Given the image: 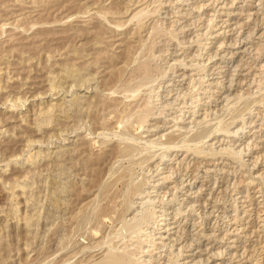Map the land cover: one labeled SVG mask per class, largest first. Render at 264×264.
Listing matches in <instances>:
<instances>
[{"label":"rangeland","instance_id":"obj_1","mask_svg":"<svg viewBox=\"0 0 264 264\" xmlns=\"http://www.w3.org/2000/svg\"><path fill=\"white\" fill-rule=\"evenodd\" d=\"M159 1L160 3H158ZM161 1L162 0H143V1L142 0H0V264H32L33 262H34L33 264H41V262L42 264H47V263L57 264L60 261L61 263L59 264H62L63 262H64L63 264H73L74 262H75L74 264H79V263L86 264L91 260L97 259L99 257L98 254L100 253L101 255L103 253L108 242L110 243L113 242L114 244H117V241H118L119 244L117 245H121L123 244L122 242L126 243L127 241V243L129 244V247L134 248L135 243L133 242H135V240L139 238L141 241L143 239V241L141 242L142 252H137L138 253L137 255H140V257H142L141 258L142 264H165V263L166 264H175V263L177 264H188V263L189 264H192V263L194 264H199V263L200 264L202 263L203 264H251V263L252 264H264L263 262L264 261L263 259L264 258V231H263L264 230L263 228L264 227V219H263L264 216H262L264 214L263 213L264 212V201H263L264 193L262 194L260 192H257V188L260 186V183L262 184L260 187H262V190H264V154H263L264 153V102L263 101L264 100H262L261 98L259 99V101H261L262 103L256 101L258 100L256 97L263 98L264 96V93L262 94V91H263L262 88L264 87L263 86L264 85V0H228V1L226 0H179V1L178 0L177 1L176 0H164L163 2ZM140 4L141 5L143 4V5L141 6ZM139 7L141 8L142 12L146 11L147 9V11L144 12L147 15L141 12L142 13L141 15L142 17H141L140 13L138 14V12L140 11ZM137 8H139V11H137L138 10ZM105 9L109 11L107 14H106L107 11ZM100 11H103V12L99 13ZM104 11H105V14H103ZM135 12L137 13L134 14ZM97 13L100 15L102 14L101 16L103 15L105 16L101 18V16L98 15ZM132 13H133V18H132ZM71 15L74 17L72 18ZM136 16L138 18L140 17V21L142 20L143 22L142 21L140 22ZM65 18L68 20L66 21ZM63 21L64 23H62ZM120 22L121 24H119ZM137 22H140V23H137ZM153 22L156 25H154ZM33 23H36V24L35 26L33 25V28H32L31 24ZM41 24H44V25L42 26ZM159 24H161L160 27H158ZM137 25H141L140 28ZM151 25L154 27H152ZM30 26H31V29L28 28ZM38 26L42 28H38ZM150 26L151 28H154L153 30L156 33L159 30L160 34L161 33L162 34L161 35L158 34L159 32L157 34L154 33V31L150 29ZM162 26H164V29H162L163 28ZM169 27H171L172 29ZM251 29H253L252 30L253 32L251 31ZM161 30L164 31V33ZM169 31H170V34L168 33ZM172 33H173V36H172ZM138 40L140 41L141 44L143 43L142 45H140V47L142 46V48H140L137 45L139 43ZM144 40H146L147 43L150 42L149 45L145 42V46H144V42H143ZM227 43H230V44L227 45ZM133 44H135L138 47H135L136 48L135 49ZM130 45H132L133 48ZM129 47H131L133 51V54H131L132 57L130 56V53H132V51ZM148 47L150 50H152V53H154L155 56L154 54L149 52L150 50H148ZM127 48L130 50H128ZM138 48H140V50ZM255 48H257L256 49L257 52L259 51L258 53L255 51ZM142 49H145V50H142ZM138 51H141V52L137 53ZM134 52H135V55H134ZM148 52L151 54H149ZM143 53H145L144 54L145 56L146 55L148 56V57L146 56L148 59L142 56ZM137 54L138 55L141 54L140 55L141 57L138 56ZM127 56L132 60L133 66L130 63L131 60L130 59L128 60ZM134 56H135V59H134ZM144 58L147 61H151L149 64H151V67L155 69V70L153 69V72L151 73L152 75V78L150 77L151 80L149 79L147 82H145L147 83L146 88H144L146 84L143 83L141 84L143 88L141 87V85H139V87L137 86L138 88H140V90H138L136 87L135 90L132 91V93L131 91H128V92L125 91L128 94V97L126 93H125L126 95L122 94L124 93V91L120 90V88L118 89V86H116L114 89L112 88V86H114L113 83L116 82L117 80L123 83L121 80L122 78L125 77L124 75H126L127 73H131L130 76L126 75V77L129 76V78L127 77V79L129 80L130 78H132L131 77L133 76L132 69L134 68L137 62L138 63L141 62L139 59L143 61L145 60ZM136 59L138 61H136ZM124 60L126 61L128 60V61L124 62ZM154 60L156 61L154 62ZM152 61L154 65L156 66L153 65ZM123 62L124 64H127L128 62L130 63V64L128 63L129 64V67L127 66L128 68L125 67L126 72L124 70L120 71V69H118L123 64ZM124 64L121 66V68H124L123 66H126ZM167 68L170 70V72H168L169 70ZM248 68L250 69L248 70ZM116 69H118V72H122V73H120L121 75H119L120 79H117L118 78L117 76L115 79L112 78L113 80L117 79L116 81L112 82V80H110V77L115 73L116 75L119 74L116 71ZM158 69L161 71L159 72ZM162 70H164L165 72ZM154 71L157 72L158 74L155 73ZM162 72H164L165 76L163 75ZM160 76L162 79L160 78ZM200 76L202 77V79ZM126 77L125 79H123V81L125 80L127 81ZM154 77H156L158 80H156V78ZM154 79H155V82H154ZM189 80L192 82H190ZM195 80L198 82L196 83ZM118 81H117V84H119ZM167 82L168 83L170 82V84H167ZM201 83H203V85ZM258 83L260 84L262 83V86ZM105 84L106 85L109 84V85L104 86ZM160 84H162V86ZM148 86H150L151 89ZM159 87L161 88V90ZM187 89L191 91L193 90V91L192 92L190 91L189 93ZM205 89L206 90L208 89V91H206ZM216 89L217 90L220 89V90L217 91ZM246 89H248L247 90L248 92L246 91ZM109 90H111V93H112V90H114L113 93H116L115 96L113 93L111 94L113 95L114 99L116 97V102H118V99L121 98L120 97L121 94L126 97L122 96V99H119L120 102L118 104L115 101H113L114 100L113 97H111L110 93H108ZM194 90H195V93H194ZM238 90H239V94H238ZM139 91H142L143 94L141 92L139 93ZM148 91L152 93L150 94ZM240 91L242 92L240 93ZM106 92H107V95H105ZM249 92L252 94V97L255 96L256 100H254L255 99L254 97L251 98V95ZM255 92L256 93L259 92V93L253 95V93ZM137 93L139 95H137ZM183 93L185 94L186 99L184 98ZM232 93L234 94L232 95ZM243 93L246 95L249 93L248 94L249 96L248 95L247 96L250 99L247 98L246 95L243 96ZM108 94H109V97H108ZM129 94L130 95L135 94V95H133L134 97H132V96H129ZM177 95L182 96V97H179V96L177 97ZM205 95L207 96V98ZM209 95H211V97ZM234 95L238 97L239 96L242 97L243 98L242 101L247 100V103L246 101L240 102L242 98L241 99L239 98L240 100L238 101L237 100L238 98L236 99ZM105 96H107L110 99H108ZM153 96L156 99L152 98ZM245 96H246V99L244 100ZM174 97L175 98L177 97V98L175 99ZM196 97H200V98L197 99ZM230 97L231 98L233 97L231 101H229ZM124 98L126 100L125 102L131 100L128 102L129 105L127 103H124ZM145 98H147L146 101L151 99L150 102L148 101L149 105L152 108L151 112L149 113L150 116L148 115L149 118L147 117L148 120L146 119L145 122L142 124L134 122L135 125L133 126V123H132L133 119L130 118L131 121L128 120L127 124L126 123L123 124L124 122L122 121L123 119L122 117L124 118L126 117V115H124L125 112L128 111L127 112L128 114L127 113L126 114L129 115L133 111L132 109L135 108L136 103H137L136 105L138 106L141 104H144L143 101H145ZM195 98L197 100H195ZM218 98H221V99H218ZM191 99L195 101H192ZM227 99H229L228 100L229 102L226 101L227 102L226 103L225 100ZM233 99H235L234 101H237L238 105L236 102H232ZM121 100H122V103H124V105L121 103ZM223 100H224V103H222ZM253 100L255 103L253 102ZM151 101L154 105L151 103ZM173 101L174 102L178 101L179 103L177 102L178 104L177 103L175 104L173 103ZM180 101L181 103L183 101L182 105H180ZM165 102H166V106H165ZM170 102L172 104V105L169 104L171 107L167 105V103H170ZM243 103L245 105L249 103V105H247L248 108H246L245 111H243L245 109V105H243ZM222 104H227V106H230V109L229 107L228 109L231 110L230 112L231 114L227 113L229 110L227 111L225 107L226 105H224V108H223ZM234 104H235V108H236V105L239 107V108L238 107L236 108L238 110L234 108V112L235 110L237 112L240 111V114L235 112V117H233L234 113H232ZM107 105H110V106L108 107ZM125 105H127L129 108L126 106V108H124V111H123V107H125ZM153 108H155V111ZM192 108L195 110L193 111ZM221 108L222 110H224V112L221 110ZM218 109L222 112V113H218L219 114L218 116H220L222 119V116L224 114L225 116H223V119L227 118L226 120L229 123L228 125L224 126L225 124H227L226 120H224L226 123L221 122L223 124V128H222V124L220 123V127L218 126L219 130L217 129V132H216L217 125L215 126L216 124L215 121L217 120L221 121V119L216 115L217 112L219 111ZM119 110L120 111L122 110L121 111L123 112L122 115H120L121 112ZM179 110H181L182 112ZM241 110L243 111V113ZM212 111H213V114H212ZM112 112L113 113L115 112L114 114L116 115L118 114V112L120 113L117 115L118 117H116L115 115L113 116L110 115L112 114ZM205 112L206 114L203 115L205 116L203 118L202 114H204ZM207 113L209 114L210 117H206L208 116ZM171 114L173 115L171 116ZM226 115L228 117L230 115H233L230 118L231 121L228 120L229 118ZM119 117H121L120 118L121 120L119 119ZM260 117L263 119H261ZM102 118H105V119L107 118V119L103 120ZM116 118H118L117 119V121L119 120L118 122L122 121V123L121 122L120 123L123 125H126L127 127L122 126V125L120 126V124L117 123V121L115 120ZM183 118L185 121L183 120ZM205 118L207 120L211 118V120L210 119L209 120L212 121V124L214 123L213 124L214 126L208 125L209 120H208V123H207V120L206 122L202 121V119L205 120ZM234 118L235 119L238 118V119L235 120ZM101 119L103 120V122L104 121L106 122L102 123ZM198 119H199V122L197 121ZM173 120H175L176 123ZM148 121L150 122L152 126L149 123H148L149 125L147 124ZM173 122L175 124H173ZM203 122H204V125L206 123L207 124L204 126ZM232 122L233 123L235 122L236 124L234 123L231 125ZM105 124L108 125L109 127L112 125L109 128L110 130L105 126L103 127V125ZM154 124L158 128L156 126L153 127ZM211 126H212V130H211ZM132 127H134L135 131ZM176 127L177 129L179 127L181 131H183L184 129L185 131H183L182 133H186L187 132L186 128L189 127L188 128L189 130L186 134L187 135L191 134L189 136H192L191 138H193L194 140L196 139L194 137H197L201 130H204V131H201L202 132L201 135L197 137L199 138L198 140L189 142L188 140L189 137H187L186 134L185 135L182 133L178 134L179 131H177ZM199 127H200V130L199 129L197 130V128ZM203 127L205 129H201ZM213 127H215V130H213L214 129ZM225 127H228V128L224 129ZM237 127L239 129H237ZM119 128L123 130L121 131ZM131 128L133 129V131ZM172 128H174L175 131H177V134L176 132L174 133V131L172 132V130H174ZM112 129H116L117 130L116 132L119 131L118 132L119 136H118V133H115V130H112ZM130 129L131 131H128ZM165 129H168L170 133L171 132L174 133L173 135H182L183 137L186 136L187 138H185V141L187 140L186 143H188L189 146L187 144L185 145V143L184 144L182 143L184 142V138H183L181 140L182 142H178V143H182L181 145L182 146L184 145L183 147L185 148H183L180 144L177 147H175V145L177 144H174V148L172 147L169 148L170 145L168 146L167 144H170L171 141L166 140L165 137L167 136V134L169 136L172 134H169L168 130H165ZM223 129L227 130L228 132H225ZM255 129L258 130L259 132L256 131ZM105 130L110 131L109 133H111L112 131L113 134L112 133L109 134ZM148 130L152 132H149ZM190 130L192 131L195 130L194 132L195 133L197 132L196 136L195 134L193 136L192 134L193 132L191 131L190 133ZM222 130L225 133L222 132ZM138 131H140L139 135L138 133H135ZM212 131L213 132L215 131V132L213 133ZM162 132L167 133V134L166 136H164L165 140H161L160 142L159 138H163V135H164ZM203 132L205 135H203ZM206 132L208 133L212 132V133H209L210 134L209 136V135H206ZM135 134H137L139 138L135 136ZM128 135H129V138H128ZM169 136H167V138ZM203 136L205 137L208 136V137H206L205 139ZM227 136L229 137V139ZM130 137L132 138V140H130L131 139ZM201 137H203L204 140L201 139ZM105 138L107 142L103 141L105 140ZM157 138L159 139V141L157 140L156 142H153ZM108 139L110 142H108ZM150 139L152 140V143ZM226 139L228 141H226ZM113 140L122 141V144L121 142L119 143L117 141L120 145L130 142V144L132 145L131 150L130 152L126 154V156H124V159H126L125 157H127L129 161L131 162H129L128 159L124 160L123 158H119L121 156L117 158L115 155H113L115 158L111 156V154H114V152L111 153L112 149L113 151H115L116 150L115 148L118 147V144H116L117 146H114L115 144ZM138 140L142 142V144L144 141V145L148 143L147 144L148 146H143L141 143H138L139 142ZM201 140H202V143H201ZM248 140L249 142H247ZM164 142H168V143L164 144ZM193 142H195L196 145L198 143L197 147L196 146L192 147L194 144ZM154 143H158V144H155L156 147ZM159 143H161V145ZM173 143L174 142L171 143V146H173ZM225 143H227L228 145L227 144L225 145ZM140 144L142 146H140ZM231 144H233L234 146H232ZM249 144H251V146ZM257 144H259L258 148L256 147ZM151 145L154 146L155 149ZM162 145H165V146H162ZM161 146L164 149L160 148ZM186 146L188 147L187 149L189 150L191 148V151L186 150ZM223 146L226 149L225 151H224ZM133 147L135 148V150L137 149V151H134ZM146 147L149 148L148 149L149 152L150 150H152L151 153L152 155L154 154L153 157H157V158H152L151 153L149 154ZM221 147L223 149L222 151H221ZM247 147L248 148L250 147L251 149L250 148L248 149ZM152 148L155 151H153ZM196 148H197V151L198 150L200 151V149L201 150L203 149L202 150L203 152L201 151V153L198 151L201 155H199V153L196 151ZM109 149H111L110 152H109ZM210 149L214 151L210 152L209 151ZM192 150H194L193 151L194 153L195 152L197 153L195 154L192 153ZM73 151L74 153H72ZM156 151L158 152L162 151V153L165 152L163 156H161L162 155L161 152L160 153L157 152L161 160L157 156ZM204 151H206L207 153ZM215 151L217 153L213 154L215 153ZM230 151L234 152L235 154ZM236 151H238L237 153H240L241 155L236 154ZM93 152L99 153V155L101 156H99L98 154H94ZM108 152L111 154H109ZM131 152H133L134 155H132ZM224 153L228 154L229 157L231 156L232 157L228 158L227 155H225ZM229 153L234 154V156L232 154L230 155ZM88 154L90 155V157L92 155L91 159L88 156ZM202 154H203V157H202ZM210 154H213V156ZM97 155H98V158H95V156L97 157ZM131 155L133 156V160L135 159L134 161L132 160ZM143 155L149 160L143 159L142 157ZM146 155L148 156L151 155V156L147 157ZM129 156L131 157V160ZM164 156H165V159L162 158ZM113 158L115 159V164L113 162L114 160ZM93 159L94 160L96 159L95 160L96 163ZM116 159H119L118 162H120V164L116 163L117 162ZM178 160L179 161L181 160V162H179ZM86 161L88 162V164L85 163ZM111 161H112L111 164L115 166L116 165L120 166L122 163L124 167L122 165L120 167L126 169L127 170V171L125 170L126 173L122 171L123 170L122 168H121V171H119L120 167L117 168L118 166H116L115 169L117 168L119 170L117 171V169L116 170L114 169V171L112 172L114 167L111 164H110V167L108 166L109 162ZM140 162L144 164V167L141 166L142 164H140ZM154 162L156 165L154 164ZM130 164L132 165V167L129 168ZM198 164H199V167L197 166ZM215 166L217 167L218 170L216 169ZM192 168H193V172H192ZM214 168L216 170H214ZM109 169H112V170H109ZM131 169L133 170L131 171ZM207 169L209 170L207 171ZM227 169L229 171H227ZM99 170H100V173H99ZM106 170L109 172L107 173ZM103 171H105L107 174ZM115 171L117 172L113 174L114 176H112V179L111 178L109 179V177H111L112 175L111 173H114ZM121 172H124L125 175H127L128 173L127 176L130 177L131 181H129L130 180L129 178L128 179L126 178L127 176H125L124 173L122 175ZM134 172L137 174H135ZM139 172L140 173L143 172L142 174L145 177L143 175H142L143 177L140 176ZM150 172L152 174H150ZM107 175L109 176L107 177ZM115 175H116V179H117V176L118 178L120 177L117 181L118 184L116 182V179H114L115 181H113V178H115ZM147 175L150 176V178L151 177H154V178H151L152 179L151 180L149 177H147ZM98 176L100 179L97 178ZM104 176H106L107 179L110 180L109 183L111 182L112 184V186L110 187L112 190V191L110 190L111 193L116 192L115 194L118 195L117 193H119L120 189L122 188L121 192L119 193L120 196L118 195L119 198L115 195L114 196L112 195L113 197L110 195L109 196L107 195L108 200H109L108 202V200L106 199V196L102 195L101 194L102 192L99 193V188L95 187L99 185L98 183L96 184V181L98 180L99 183L102 182L103 180L105 182L108 181L106 180ZM121 176H123L122 179H121ZM162 176L165 177V180L162 178ZM250 176H251V180L250 178H248ZM135 177H137V179L139 178L138 181L136 180ZM146 177L148 179H146ZM125 178H126V181H129L128 184L127 182L126 183L121 182L123 183V185H120V181L125 180ZM180 178H183V179H180ZM252 179L254 180L252 181ZM135 180H136L135 183H137V185L139 184L138 182H141L142 180H144L141 182L139 186L140 188L139 187H138L139 189L137 188L140 191L136 189L137 186L133 182ZM149 180L151 181V183ZM112 181L116 182V184H113ZM143 182H146V183L144 184ZM155 184L158 186L156 187ZM85 186H86V189L84 188ZM125 186L129 187L127 188L128 190L125 188ZM134 186H136L135 189L138 192L134 190L133 188ZM114 187L118 189L119 191L118 190L116 191ZM77 189H81V190L79 191ZM142 189H144L143 192H142ZM224 189L226 190L224 191ZM123 190L125 193L127 192V195L129 194L130 196L131 194L130 196L131 199H129L130 197H128L129 201H126L127 199L123 200V198L125 199V196L127 198V195L123 193ZM129 191H132V192L129 193ZM133 191L135 194L136 193L137 194L136 196L134 195L132 197ZM151 191L152 192L154 191V193H151ZM75 192L77 194H75ZM150 193H151V196H149ZM247 193L249 194L252 200L251 199L250 201L248 200V198L246 197ZM142 194L143 195L145 194V195L142 196ZM137 195H140V197H138ZM96 196L99 199L102 196L101 197L102 200L100 199L101 202H103L104 197H105V200L107 201V204H106V201H105V204L107 206L103 204L104 202L102 203V206L104 205V207L105 206L108 207V203H109L108 209L110 210L111 213L107 211L104 214H106V216L108 217L110 213L111 214L110 216L113 218L114 221H111L112 218L109 219L110 216L108 218L107 217L105 218L104 214H102L103 215L102 216L100 214L98 215V212H95L96 210L98 211L99 209L98 206L101 205L100 200L97 199ZM154 196L158 198L157 199L154 198L152 200ZM170 196L171 198H169ZM89 198L91 199L89 200ZM116 198L118 200L115 201ZM150 198H151V201H150ZM160 198L161 200H159ZM96 199L99 200L97 202L99 205L96 203L97 201ZM218 199L220 200L218 201ZM91 200H94L95 202L93 201L92 203ZM122 200L125 202H123ZM131 200L132 201L134 200L135 203L132 202ZM135 200L136 201L140 200V201L136 202ZM144 200H146V202ZM90 201L92 204L90 203ZM142 201H143V206L140 205ZM152 201L154 204L150 203ZM84 202L85 204H83ZM113 202L114 203L116 202V203L114 204ZM121 202L125 204L123 205ZM119 203L122 204V206H120ZM129 203H132V204H129ZM144 203H147V207H148V208L146 207V211H145L146 213L145 216L147 215L146 217H144V214H143V211H144L143 209L146 206V204ZM148 203L150 205L151 204L153 205L149 206ZM202 203H204V205ZM93 204H95V206ZM127 204L130 205L131 209L129 208ZM79 205L81 207L82 205H85V209H87L86 207L88 208L91 207V209H88V210H91L92 214L88 210L86 213L85 209L83 208V211H81L82 215H80L81 216L80 218L86 219L84 221H87L88 218H84V216L88 213L93 215L94 219L96 220L95 223L93 222L94 221L93 216H91L90 214L86 216L87 217L89 216V219L90 218L93 219V220L91 219L92 221L90 222V225L91 226L95 225V226H92V227H95V229L89 226L90 228L86 230L87 229L86 226L87 224L89 225L90 220L87 221L88 222L87 224H85V222H81L83 221V219H81L78 222L77 220H75V218L77 219L78 216L76 217L75 214L73 215V213H78V210H80L79 208H81L79 207ZM110 205L112 207H110ZM249 205L252 206L253 208L250 207ZM116 206H119V208L120 207L122 208L123 206L124 208L125 206L127 207L126 209L118 208L119 211L128 210L127 212L123 211V213L121 211L122 213L121 216L118 215L122 219L120 217L118 218L116 214L117 211H111V210H117ZM254 207H256V209ZM152 208H153V211L155 212L152 211ZM245 208L246 209L250 208L249 209L251 210V213L249 211L250 217H248L246 214L248 212H243L244 210H246ZM257 208H261V209L257 210ZM92 209H95L94 212L97 213L99 218L95 216V214L92 212ZM139 209H140V212H138ZM147 210H149L150 214H147L149 213ZM174 210H175V213H174ZM112 212H115L114 214H116L115 217L117 218L113 216L114 214ZM129 212L131 214H128ZM157 213L160 215H158ZM151 214L153 215L150 217L151 219H149V216ZM72 215L73 217L75 216L73 219L71 218V221L74 222L73 225L75 224V229L73 226H71L72 222L69 219V217H71ZM156 215L160 217L158 218ZM255 215H258V216L256 217ZM132 216L134 217V219H136L135 220L136 223L146 221L145 223L143 222L144 224L140 223L139 225H136V227L137 228L140 227L141 224L143 227L144 225L145 226L147 225L146 227L150 229L148 230V234H147V229L145 228L144 230L143 227H140L141 231L140 229L137 230L140 232L139 234L137 233L136 230H134V232L133 231L130 232L129 230L128 232L126 231V229H123L122 227H120L122 225L123 220L127 221L128 219H132L130 218ZM153 216L157 218H154ZM95 217L99 219L100 223L99 222L98 223H99L100 229L97 227L98 225L96 226L98 219H96ZM136 217L139 219H137ZM233 217L235 221L231 220L233 219ZM236 218H238L239 220ZM118 219H121V220H118ZM153 220H156V221H153ZM75 222L80 223L81 225L84 223L83 225L85 226V228L83 225L82 227L80 226V224H78L80 228L79 230ZM92 222L94 224H92ZM102 222H103V225L104 223L106 224L105 225L106 228L103 227V225L101 224ZM151 222H153V224ZM258 222L261 225L262 224L263 225L261 226ZM52 223H54L56 226ZM154 224L158 226L159 228L156 227ZM244 225H245V228L243 230ZM151 226H155V227H151ZM108 227H111L110 230H107L109 229ZM118 227H120V229ZM177 227L179 229H177ZM72 228L73 230L77 229L78 231H81V230H85L86 232L88 231L87 232L88 234L86 233L87 235L90 234L92 236L93 235H97V236H94L92 238V236L90 235L87 236L84 231L77 232L76 230L77 232L76 233L75 231L72 230ZM256 228L258 229L256 230ZM67 229L68 231L72 230L73 233L70 232V234H67L68 233V231L66 232ZM114 229H116V231ZM142 229L144 230L143 232H142ZM119 230H122V231L124 230L125 232L121 233V231ZM233 231L235 232L233 233ZM74 232L76 234V238H75V235H73V237L71 238V235L74 234ZM100 232L103 234H101ZM112 232L115 235H113ZM132 232H133V235H130L132 234ZM80 233L81 235L78 236V234ZM116 233H118L119 237L123 238V240L119 239ZM156 233L157 234L159 233L160 235L159 234L157 235ZM64 234L69 235L68 237L70 238H68ZM83 234H85L86 237ZM98 234L100 235V238ZM105 234L107 235L108 240L110 239V241H108L107 238H105L106 236ZM121 234H124V235H122L121 237ZM127 234H128V237H127ZM144 234L146 237L144 236ZM161 235L162 237L160 238ZM101 236H103L102 239H101ZM257 236H259L260 238L259 237L257 238ZM62 237L64 239L65 237H67L69 241L64 240ZM87 237H90V238H87ZM149 238L151 240H149ZM70 239L73 241H71ZM98 239H100V241H104L106 239L108 242L105 240L101 244L100 242H98L99 241ZM59 240L63 241L65 245L66 243H68L69 246H71V242H72L73 243V245L71 246L72 248L69 246L68 247L64 246V244L61 243ZM132 240H133L132 243L134 245L131 243ZM95 241H97L99 244L97 245V242ZM92 243H93V246H92ZM147 243H149L150 245ZM60 244H62L65 247L63 248L64 251L60 249L61 247H63V246L60 247L59 246ZM153 244L154 246L152 248L151 245ZM84 245L86 246L84 247ZM90 245H91V249H90ZM145 245L148 248H146ZM87 247H88V250H87ZM96 247L98 249L100 248V250L96 251L97 249ZM144 247L147 249L146 251H148L149 253L145 252ZM243 248L244 249L246 248V251ZM258 248L262 250L260 249L258 250ZM258 251H261V252H258ZM70 252H74V254L73 253L71 254L73 256L70 255ZM240 252L244 254H241ZM47 253L48 255L50 254L49 255L50 257L47 255ZM75 253L76 254L78 253L79 255H76ZM45 254L47 255L46 257H45ZM66 254L70 255L69 256L70 259L68 256H67L68 259L67 257H65V261H66L65 262L64 256H66ZM230 254H232V256ZM254 254H257V255H254ZM92 256H95V257H92ZM40 257H44L43 260L46 259L44 263H43V260H41L42 258L39 259ZM52 258L54 260H52ZM84 259L85 260L88 259V260L84 262ZM67 260H69V262ZM148 260H151V261L153 260V262L151 261L149 262ZM199 260L201 262H199ZM53 261H56V262H53ZM252 261L253 262L255 261V262L253 263Z\"/></svg>","mask_w":264,"mask_h":264},{"label":"bare ground","instance_id":"obj_2","mask_svg":"<svg viewBox=\"0 0 264 264\" xmlns=\"http://www.w3.org/2000/svg\"><path fill=\"white\" fill-rule=\"evenodd\" d=\"M142 1H143V0H142ZM163 1H164V0H162L161 2H163ZM176 1H177V0H176ZM178 1H179V0H178ZM226 1H228V0H226ZM181 2H183V1H181ZM158 3H160V1H159ZM171 3H172V2H171ZM173 3H174V2H173ZM176 3H178V2H176ZM134 4H135V2H134ZM134 4H132V5H134ZM144 4H145V3H144ZM161 4H162V3H161ZM229 4H230V3H229ZM231 4H232V3H231ZM140 5H141V4H140ZM142 5H143V4H142ZM142 5H141V6H142ZM146 6H147V5H146ZM158 6H159V5H158ZM160 7H161V6H160ZM176 7H177V6H176ZM226 7H227V6H226ZM139 8H140V7H139ZM139 8H137V9H138L137 11H139ZM156 8H157V7H156ZM142 9H144V8H142ZM161 9H162V8H161ZM168 9H169V8H168ZM105 10H106V9H105ZM135 10H136V9H135ZM165 10H166V9H165ZM106 11H107V10H106ZM131 11H132V10H131ZM146 11H147V9H146ZM146 11H143V12H142V10H141V8H140V11L138 12V14L140 13V16H141L142 13L145 14L144 12H146ZM151 11H152V10H151ZM155 11H156V10H155ZM174 11H175V10H174ZM40 12H41V11H40ZM101 12H103V11H100L99 13H101ZM108 12H109V11H107L106 14H107ZM126 12H127V11H126ZM133 12H134V10H133ZM141 12H142V13H141ZM153 12H154V11H153ZM153 12H151V13H153ZM83 13H84V12H83ZM136 13H137V12H135L134 14H136ZM168 13H169V12H168ZM223 13H225V12H223ZM239 13H240V12H239ZM97 14H98V13H97ZM103 14H105V11H104ZM130 14H131V13H130ZM158 14H159V13H158ZM176 14H177V13H176ZM98 15H100V14H98ZM98 15H97V16H98ZM101 15H102V14H101ZM101 15H100V16H101ZM145 15H147V14H145ZM145 15H144V16H145ZM240 15H241V14H240ZM248 15H249V14H248ZM250 15H251V14H250ZM71 16H72V15H71ZM71 16H70V18H71ZM85 16H86V15H85ZM100 16H99V17H100ZM103 16H105V15H103ZM103 16H101V18H102ZM129 16H130V15H129ZM134 16H135V15H134ZM73 17H74V16H72V18H73ZM79 17H80V16H79ZM136 17H137V16H136ZM141 17H142V16H141ZM70 18H69V19H70ZM132 18H133V13H132ZM155 18H156V17H155ZM65 19H66V18H65ZM130 19H131V18H130ZM130 19H129V20H130ZM135 19H136V18H135ZM137 19L140 21V17H139V18L137 17ZM67 20H68V19H66V21H67ZM221 20H222V19H221ZM60 21H62V20H60ZM127 21H128V20H127ZM141 21H142V20H141ZM141 21H140V22H141ZM160 21H161V20H160ZM173 21H174V20H173ZM31 22H32V21H31ZM117 22H118V21H117ZM140 22H137V23H140ZM142 22H143V21H142ZM157 22H158V21H157ZM174 22H175V21H174ZM42 23H43V22H42ZM62 23H64V21H63ZM155 23H156V21H155ZM224 23H225V22H224ZM35 24H36V23L31 24V25H32V28H33V25L35 26ZM37 24H38V23H37ZM44 24H46V23H44ZM44 24H41V25L43 26ZM119 24H121V22H120ZM153 24H154V22H153ZM29 25H30V24H29ZM115 25H116V24H115ZM122 25H123V24H122ZM154 25H156V24H154ZM160 25H161V24H159L158 27H160ZM234 25H235V24H234ZM116 26H117V25H116ZM120 26H121V25H120ZM120 26H119V27H120ZM137 26H139V28H140L141 25H137ZM142 26H143V25H142ZM151 26H152V25H151ZM151 26H150V29L153 30L154 28H151ZM164 26H165V25H164ZM164 26H162V27H163L162 29H164ZM144 27H145V26H144ZM152 27H154V26H152ZM155 27H156V26H155ZM28 28L31 29V26L28 27ZM34 28H35V27H34ZM38 28H42V27L38 26ZM116 28H117V27H116ZM156 28H157V27H156ZM169 28H171V27H169ZM159 29H161V28H159ZM165 29H166V28H165ZM171 29H172V28H171ZM234 29H235V28H234ZM258 29H259V28H258ZM156 30H157V29H156ZM221 30H222V29H221ZM252 30H253V29H251V31H252ZM27 31H28V30H27ZM153 31H154V30H153ZM153 31H152V32H153ZM161 31H162V30H161ZM167 31H168V30H167ZM233 31H234V30H233ZM152 32H151V33H152ZM158 32H159V30H158ZM158 32H157V33H158ZM162 32L164 33V31H162ZM252 32H253V31H252ZM154 33H156V32L154 31ZM157 33H156V34H157ZM168 33L170 34V31H169ZM221 33H222V32H221ZM249 33H250V32H249ZM158 34H160V32H159ZM161 34H162V33H161ZM161 34H160V35H161ZM214 34H215V33H214ZM252 34H253V33H252ZM149 35H150V34H149ZM154 35H155V34H154ZM225 35H226V34H225ZM155 36H156V35H155ZM172 36H173V33H172ZM236 38H237V37H236ZM240 38H241V37H240ZM140 39H141V38H140ZM153 39H154V38H153ZM153 39H152V40H153ZM222 39H223V38H222ZM142 40H143V39H142ZM146 40H147V39H146ZM146 40L143 41V42H144V46H145V42H146ZM240 40H241V39H240ZM243 40H244V39H243ZM136 41H137V40H136ZM138 41H139V40H138ZM234 41H235V40H234ZM234 41H233V42H234ZM141 42H142V41H141ZM225 42H226V41H225ZM139 43H140V41H139ZM139 43H138L137 45L140 47V45H142L143 43H142V44H141V43L139 44ZM146 43H147V42H146ZM149 43H150V42H149ZM149 43H147V44L149 45ZM152 44H153V43H152ZM228 44H230V43H227V45H228ZM237 44H238V43H237ZM257 44H258V43H257ZM133 45H134V48H135V47H138V46H136L135 44H133ZM153 45H154V44H153ZM153 45H152V46H153ZM225 45H226V44H225ZM231 45H232V44H231ZM233 45H234V44H233ZM130 46H132V45H130ZM146 46H147V45H146ZM150 46H151V45H150ZM221 46H222V45H221ZM246 46H247V45H246ZM230 47H231V46H230ZM248 47H249V46H248ZM129 48H130L131 51H132L133 46H132V48H131V47H129ZM140 48H142V46H141ZM140 48H138V49L140 50ZM144 48H145V47H144ZM152 48H153V47H152ZM244 48H245V47H244ZM262 48H263V47H262ZM127 49H128V48H127ZM130 49H128V50H130ZM135 49H136V48H135ZM145 49H146V48H145ZM145 49H142V50H145ZM248 49H249V48H248ZM256 49H257V48H255V51H256ZM148 50H150L149 47H148ZM155 50H156V49H155ZM242 50H243V49H242ZM125 51H126V50H125ZM153 51H154V50H153ZM127 52H128V51H127ZM139 52H141V51H138L137 53H139ZM146 52H147V51H146ZM146 52H145V53H146ZM149 52L152 53V50H150ZM149 52H148V53H149ZM256 52H257V51H256ZM258 52H259V51H258ZM258 52H257V53H258ZM129 53H130V52H129ZM129 53H128V55H129ZM145 53H143L142 56L146 57L147 55L145 56V55H144ZM151 53H149V54H151ZM160 53H161V52H160ZM254 53H255V52H254ZM257 53H256V55H257ZM260 53H261V52H260ZM131 54H133V51H132V53H130V56H131ZM141 54H142V53H141ZM141 54H139V55L137 54V55L140 56ZM146 54H147V53H146ZM152 54H154V53H152ZM158 54H159V53H158ZM162 54H163V53H162ZM223 54H224V53H223ZM126 55H127V54H126ZM134 55H135V52H134ZM156 55H157V54H156ZM166 55H167V54H166ZM240 55H241V54H240ZM152 56H153V55H152ZM154 56H155V54H154ZM158 56H159V55H158ZM160 56H161V55H160ZM220 56H221V55H220ZM127 57H128V56H127ZM131 57H132V56H131ZM136 57H137V56H136ZM140 57H141V56H140ZM147 57H148V56H147ZM147 57H146V58H147ZM76 58H77V57H76ZM156 58H158V57H156ZM159 58H160V57H159ZM221 58H222V57H221ZM257 58H258V57H257ZM70 59H71V58H70ZM125 59H127V58H125ZM129 59H130V58L128 57V60H129ZM134 59H135V56H134ZM141 59H143V58H141ZM141 59H139L141 62H139V63L137 62L138 64L136 63V65H135L134 68L132 69V71H133V72H132V73H133V76H131L132 78H130V79L128 80L127 77L129 78V76H130L131 73H127L126 75H129V76L126 77V75H124V76L126 77L127 81H126V80L123 81V79H125V77H124V78H122V80H121L123 83H121L120 81L117 80V79H120V76H119V75H121L120 73H122V72H118V69H120V71H121V70H122V71H123V70L125 71L126 68L129 67V64H130V63H131V65H132V60H131V59H130L131 62H130V63L128 62L129 64L127 63L128 65H127V64H124V62L126 61V60H124L123 64L126 65V66H123L124 68H121V66L123 65V64H122V65L120 66V68L116 69V71H117L119 74L116 75V73H115V74L112 75L113 77H112V76L110 77V80H112V82L117 80L118 83L120 84V85L117 84V81L114 82V83H113L114 86H112L113 89H114L116 86H118V89L120 88V90H123V91H124V93H122V94L126 95V94H127L126 92L131 91V93H132V91L135 90V88H136L137 86L139 87V85H141V84H143V83L146 84V86L143 85L144 88L147 87V83H145V82H147V81L150 79V77L152 78L151 73L153 72V69H154V68H152V67H151V64H149L151 61H147L145 58H144L145 60H143V61H142ZM147 59H148V58H147ZM151 59H153V58H151ZM128 60H127V61H128ZM159 60H160V59H159ZM127 61H126V62H127ZM136 61H138V60L136 59ZM155 61H156V60H154V62H155ZM157 61H158V60H157ZM176 61H177V60H176ZM179 61H180V60H179ZM88 62H89V61H88ZM163 62H164V61H163ZM242 62H243V61H242ZM85 63H86V62H85ZM133 63H135V62H133ZM152 63H153V61H152ZM176 63H177V62H176ZM180 63H181V62H180ZM239 63H240V62H239ZM246 63H247V62H246ZM155 64H156V63H155ZM73 65H74V64H73ZM131 65H130V66H131ZM153 65H154V63H153ZM170 65H171V64H170ZM174 65H175V64H174ZM237 65H238V63H237ZM82 66H83V65H82ZM82 66H81V67H82ZM127 66H128V67H127ZM132 66H133V65H132ZM154 66H156V65H154ZM154 66H153V67H154ZM158 66H159V65H158ZM160 66H161V65H160ZM258 66H259V65H258ZM125 67H126V68H125ZM170 67H171V66H170ZM212 67H213V66H212ZM225 67H226V66H225ZM240 67H241V66H240ZM248 67H249V66H248ZM250 67H251V66H250ZM78 68H79V67H78ZM131 68H132V67H131ZM156 68H157V67H156ZM171 68H172V67H171ZM173 68H174V67H173ZM235 68H236V67H235ZM129 69H130V68H129ZM167 69H168V68H167ZM210 69H212V68H210ZM244 69H245V68H244ZM249 69H250V68H248V70H249ZM252 69H253V68H252ZM260 69H261V68H260ZM70 70H71V69H70ZM73 70H74V69H73ZM154 70H155V69H154ZM158 70H159V69H158ZM168 70H169V69H168ZM173 70H174V69H173ZM204 70H205V69H204ZM219 70H220V69H219ZM116 71H114V72H116ZM156 71H157V70H156ZM160 71H161V70H159V72H160ZM162 71H164V70H162ZM205 71H206V70H205ZM251 71H252V70H251ZM254 71H255V70H254ZM125 72H126V71H125ZM125 72H123V73H125ZM130 72H131V71H130ZM154 72H155V71H154ZM164 72H165V71H164ZM164 72H162L163 75H164ZM166 72H167V70H166ZM168 72H170V70H169ZM71 73H72V72H71ZM155 73H157V72H155ZM208 73H209V72H208ZM211 73H212V72H211ZM217 73H218V72H217ZM234 73H235V72H234ZM247 73H248V72H247ZM68 74H69V73H68ZM157 74H158V73H157ZM165 74H166V73H165ZM168 74H169V73H168ZM173 74H174V73H173ZM177 74H178V73H177ZM181 74H182V73H181ZM185 74H186V73H185ZM114 75H115V76H114ZM159 75H161V74H159ZM166 75H167V74H166ZM221 75H223V74H221ZM229 75H230V74H229ZM232 75H233V74H232ZM250 75H251V74H250ZM252 75H253V74H252ZM117 76H118V78H117L116 80H113V79H112V78L115 79ZM154 76H155V74H154ZM164 76H165V75H164ZM203 76H204V75H203ZM212 76H213V75H212ZM217 76H218V75H217ZM68 77H69V76H68ZM200 77H201V76H200ZM200 77H199V78H200ZM230 77H231V76H230ZM230 77H228V78H230ZM249 77H250V76H249ZM154 78H156V77H154ZM157 78H158V76H157ZM157 78H156V80H158ZM160 78H161V76H160ZM183 78H184V76H183ZM216 78H217V77H216ZM219 78H220V77H219ZM228 78H227V79H228ZM231 78H232V77H231ZM246 78H247V77H246ZM81 79H83V78H81ZM161 79H162V78H161ZM163 79H165V78H163ZM166 79H167V78H166ZM168 79H169V78H168ZM187 79H188V78H187ZM192 79H193V78H192ZM201 79H202V77H201ZM79 80H80V79H79ZM108 80H109V79H108ZM150 80H151V79H150ZM152 80H153V79H152ZM197 80H198V79H197ZM229 80H230V79H229ZM232 80H233V79H232ZM232 80H231V81H232ZM240 80H241V79H240ZM247 80H248V79H247ZM251 80H252V79H251ZM160 81H161V80H160ZM160 81H159V82H160ZM189 81H190V80H189ZM195 81H196V80H195ZM203 81H204V80H203ZM236 81H237V80H236ZM109 82H110V81H109ZM154 82H155V79H154ZM163 82H164V81H163ZM172 82H173V81H172ZM190 82H192V81H190ZM197 82H198V81H196V83H197ZM201 82H202V81H201ZM228 82H229V81H228ZM239 82H240V81H239ZM107 83H108V82H107ZM151 83H153V82H151ZM156 83H157V82H156ZM174 83H175V82H174ZM216 83H218V82H216ZM231 83H232V82H231ZM231 83H230V84H231ZM241 83H243V82H241ZM81 84H83V83H81ZM109 84H111V83H109ZM109 84H108V85H109ZM154 84H155V83H154ZM167 84H170V82H169V83L167 82ZM201 84L203 85V83H201ZM209 84H210V83H209ZM214 84H215V83H214ZM227 84H229V83H227ZM236 84H237V83H236ZM246 84H247V83H246ZM254 84H255V82H254ZM258 84H260V83H258ZM108 85L105 84L104 86H108ZM156 85H157V84H156ZM160 85L162 86V84H160ZM164 85H166V84H164ZM164 85H163V86H164ZM186 85H187V84H186ZM216 85H217V84H216ZM231 85H232V84H231ZM260 85L262 86V83H261ZM260 85H259V86H260ZM150 86H151V84H150ZM150 86H148V87L150 88ZM161 86H160V87H161ZM171 86H172V85H171ZM171 86H170V87H171ZM196 86H198V85H196ZM196 86H195V87H196ZM200 86H201V85H200ZM229 86H230V85H229ZM245 86H247V85H245ZM245 86H244V87H245ZM263 86H264V85H263ZM52 87H53V86H52ZM138 87H137V89L140 90V88H138ZM141 87H142V85H141ZM154 87H155V86H154ZM160 87H159V88H160ZM164 87H165V86H164ZM170 87H168V88H170ZM214 87H215V86H214ZM219 87H220V86H219ZM223 87H224V86H223ZM248 87H249V86H248ZM257 87H258V86H257ZM142 88H143V87H142ZM152 88H153V87H152ZM186 88H187V87H186ZM190 88H191V87H190ZM196 88H197V87H196ZM206 88H207V87H206ZM246 88H247V87H246ZM116 89H117V88H116ZM150 89H151V88H150ZM193 89H194V88H193ZM209 89H210V88H209ZM214 89H215V88H214ZM214 89H213V90H214ZM230 89H231V88H230ZM243 89H244V88H243ZM106 90H107V88H106ZM142 90H144V89H142ZM152 90H153V89H152ZM156 90H157V89H156ZM160 90H161V88H160ZM169 90H171V89H169ZM183 90H184V89H183ZM187 90H188V89H187ZM187 90H186V91H187ZM198 90H200V89H198ZM198 90H197V91H198ZM205 90H206V89H205ZM216 90H217V89H216ZM219 90H220V89H218L217 91H219ZM247 90H248V89H246V91H247ZM257 90H258V89H257ZM260 90H261V89H260ZM262 90L264 91V87L262 88ZM109 91H110V92H109ZM109 91H108V93H110V95H111V94L113 93L114 90H112V93H111V90H109ZM123 91H121V92H123ZM125 91H126V92H125ZM163 91H164V90H163ZM188 91H189V93H190L191 90H188ZM192 91H193V90H192ZM192 91H191V92H192ZM206 91H208V89H207ZM232 91H233V90H232ZM258 91H259V90H258ZM263 91H262V94L264 93ZM117 92H118V91H117ZM137 92H138V91H137ZM140 92L142 93V91H139V93H140ZM148 92H149V91H148ZM153 92H154V91H153ZM165 92H166V91H165ZM171 92H172V91H171ZM184 92H185V91H184ZM201 92H202V91H201ZM211 92H212V91H211ZM241 92H242V91H240V93H241ZM247 92H248V91H247ZM247 92H246V93H247ZM256 92H257V91H256ZM256 92L253 93V95L259 93V92H258V93H256ZM125 93H126V94H125ZM133 93H135V92H133ZM149 93H150V92H149ZM151 93H152V92H151ZM151 93H150V94H151ZM154 93H155V92H154ZM156 93H157V92H156ZM174 93H175V92H174ZM189 93H188V94H189ZM194 93H195V90H194ZM197 93H198V92H197ZM203 93H205V92H203ZM203 93H202V94H203ZM234 93H235V92H234ZM234 93H232V95H233ZM249 93H250V92H249ZM249 93H248V94H249ZM104 94H105V93H104ZM113 94H114V96L116 95V93H113ZM119 94H120V93H119ZM122 94H121V96H120L121 98H119V99H122V96H124V95H122ZM142 94H143V93H142ZM150 94H148V95H150ZM183 94H184V93H183ZM192 94H193V93H192ZM206 94H207V93H206ZM214 94H215V93H214ZM218 94H219V93H218ZM236 94H237V93H236ZM238 94H239V90H238ZM248 94H247V95H248ZM260 94H261V93H260ZM102 95H103V93H102ZM105 95H107V92H106ZM133 95H135V94H133ZM133 95H130V94H129V96L134 97ZM137 95H139V94L137 93ZM140 95H141V94H140ZM158 95H159V94H158ZM167 95H168V94H167ZM181 95H182V94H181ZM189 95H190V94H189ZM212 95H213V94H212ZM229 95H230V94H229ZM240 95H241V94H240ZM244 95H246V94L243 93V96H244ZM247 95H246V96H247ZM250 95H251V98H253V97L255 98V96L252 97V94H251V93H250ZM151 96H152V95H151ZM159 96H160V95H159ZM168 96H169V95H168ZM174 96H175V95H174ZM178 96H179V95H177V97H178ZM186 96H187V95H186ZM195 96H197V95H195ZM205 96H206V95H205ZM209 96L211 97V95H209ZM214 96H215V95H214ZM234 96L236 97V99L238 98V99H237L238 101L242 98V97H240V96H239V97L236 96V95H234ZM234 96H233V97H234ZM241 96H242V95H241ZM246 96L244 97V100L246 99ZM248 96H249V95H248ZM248 96H247V98H249ZM256 96H257V95H256ZM261 96H262V95H261ZM105 97H107V96H105ZM108 97H109V94H108ZM108 97H107V98H108ZM111 97H113V95H111ZM124 97H126V96H124ZM127 97H128V94H127ZM138 97H139V96H138ZM155 97H156V95H155ZM155 97L153 96L152 98H155ZM177 97H176V98H177ZM179 97H182V96H179ZM210 97H209V98H210ZM226 97H227V95H226ZM233 97H232V98H233ZM235 97H234V98H235ZM107 98H106V100H107ZM117 98H118V97H117ZM141 98H142V97H141ZM147 98H148V97H147ZM147 98H145V101H146ZM174 98H175V97H174ZM176 98H175V99H176ZM184 98H185V94H184ZM191 98H192V97H191ZM196 98L199 99L200 97H196ZM196 98H195V100H197ZM204 98H205V97H204ZM206 98H207V96H206ZM232 98L230 97V98H229L230 100L227 99V100H225V102L228 101V100L231 101ZM239 98H240V99H239ZM256 98H257L258 100H256ZM256 98H255L254 100H256L257 102H261V101H259L260 98H261L262 100H264V96H263V98H262V97H259V98L256 97ZM108 99H110V98H108ZM111 99H112V98H111ZM113 99H114V97H113ZM119 99H118V102H116V97H115V99H114L113 101H115L116 103L119 104V102H120ZM131 99H132V98H131ZM137 99H138V98H137ZM137 99H136V100H137ZM143 99H144V98H143ZM155 99H156V98H155ZM182 99H183V98H182ZM185 99H186V98H185ZM192 99H193V98H192ZM192 99H191V100H192ZM218 99H221V98H218ZM224 99H225V98H224ZM249 99H250V98H249ZM133 100H134V99H133ZM150 100H151V99H149L148 101L150 102ZM166 100H167V99H166ZM170 100H171V99H170ZM177 100H178V99H177ZM179 100H180V99H179ZM183 100H184V99H183ZM195 100H192V101H195ZM201 100H202V99H201ZM213 100H214V99H213ZM234 100H235V99H233L232 102H236V103H237V101H234ZM242 100H243V98L240 100V102H245V101H246V103H247V100H245V101H242ZM254 100H253V102H254ZM125 101H126V100H125V98H124V103H127V104H128V102L131 101V100H129V101H127V102H125ZM145 101H143L144 104H141V105H139V106L136 105L137 103H136V104L134 103V104H135V108L132 109L133 111L131 110L132 112H131L129 115H127V114H128V113H127L128 111L125 112L124 115H126V117H125V118L122 117V118H123L122 121L124 122L123 124H125V123L127 124L128 120H130V118L133 119V121H132L133 126L135 125L134 122L141 123V124L145 122V120L147 119L148 115L150 116L149 113H150L151 110H152V108H151V106L149 105L148 101H146V102H145ZM163 101H164V99H163ZM174 101H175V100H174ZM174 101H173V103H175V104L178 102V101H177V102H174ZM204 101H205V100H204ZM209 101H210V100H209ZM229 101H228V102H229ZM249 101H250V100H249ZM251 101H252V100H251ZM140 102H141V101H140ZM157 102H158V101H157ZM166 102H167V101H166ZM166 102H165V106H166ZM196 102H197V101H196ZM211 102H212V101H211ZM263 102H264V101H263ZM121 103H122V100H121ZM121 103H120V104H121ZM124 103H122V104L124 105ZM141 103H142V102H141ZM151 103H152V101H151ZM158 103H159V102H158ZM162 103H163V102H162ZM162 103H161V104H162ZM178 103H179V102H178ZM178 103H177V104H178ZM222 103H224V100H223ZM226 103H227V102H226ZM250 103H251V102H250ZM254 103H255V102H254ZM261 103H262V102H261ZM113 104H114V103H113ZM139 104H140V103H139ZM152 104H153V103H152ZM152 104H151V105H152ZM163 104H164V103H163ZM169 104H171V102H170V103H167V105H169ZM182 104H183V101H182V103H181V101H180V105H182ZM195 104H196V103H195ZM195 104H194V105H195ZM228 104H230V103H228ZM241 104H242V103H241ZM252 104H253V103H252ZM258 104H259V103H258ZM258 104H257V105H258ZM128 105H129V104H128ZM130 105H132V104H130ZM153 105H154V104H153ZM158 105H159V104H158ZM171 105H172V104H171ZM222 105H223V108H224V105H226L225 107H226L227 111L230 109V106H227V104H222ZM222 105H221V107H222ZM237 105H238V103H237ZM237 105H236V108L238 107ZM243 105H245V104L243 103ZM247 105H249V103L245 105V109L243 108V109H244L243 111H245L246 108H248ZM253 105H254V104H253ZM255 105H256V104H255ZM107 106L109 107L110 105H107ZM115 106H116V105H115ZM126 106H127V105H125V107H123V111H124V108H126ZM156 106H157V104H156ZM159 106H160V105H159ZM169 106H170V105H169ZM184 106H185V105H184ZM219 106H220V105H219ZM231 106H232V105H231ZM241 106H242V105H241ZM127 107H128V106H127ZM154 107H155V106H154ZM160 107H161V106H160ZM170 107H171V106H170ZM177 107H178V106H177ZM177 107H175V108H177ZM189 107H190V106H189ZM191 107H192V106H191ZM228 107H229V109H228ZM106 108H107V107H106ZM111 108H113V107H111ZM116 108H117V107H116ZM128 108H129V107H128ZM132 108H133V106H132ZM155 108H156V107H155ZM155 108H153L154 111H155ZM165 108H166V107H165ZM182 108H183V107H182ZM194 108H195V107H194ZM209 108H210V107H209ZM213 108H214V107H213ZM234 108H235V104L233 105V109L231 108V109H232V113H234V116H233V115H230V116L228 117V116H227L228 114H227L226 116L229 118L228 120H230V118H231L232 116L235 117V112H237L236 110H238V109L235 108L236 110H235V112H234ZM238 108H239V107H238ZM251 108H253V107H251ZM255 108H256V107H255ZM108 109H110V108H108ZM117 109H118V108H117ZM120 109H122V108H120ZM158 109H160V108H158ZM166 109H167V108H166ZM169 109H171V108H169ZM178 109H179V108H178ZM180 109H181V108H180ZM185 109H186V108H185ZM185 109H184V110H185ZM192 109H193V108H192ZM204 109H205V108H204ZM215 109H216V108H215ZM240 109H242V108H240ZM240 109H239V110H240ZM115 110H116V109H115ZM127 110H128V109H127ZM173 110H174V109H173ZM188 110H190V109H188ZM194 110H195V109H193V111H194ZM218 110H219V109H218ZM221 110H222V108H221ZM251 110H252V109H251ZM251 110H250V111H251ZM112 111H113V110H112ZM119 111H120V110H119ZM121 111H122V110H121ZM121 111H120V112H121ZM125 111H126V110H125ZM157 111H158V110H157ZM162 111H163V110H162ZM162 111H161V112H162ZM164 111H165V110H164ZM167 111H168V110H167ZM174 111H175V110H174ZM179 111H181V110H179ZM210 111H211V110H210ZM222 111L224 112V110H222ZM241 111H242V110H241ZM243 111H242V113H243ZM109 112H110V111H109ZM115 112H117V111H115ZM115 112H114V113H115ZM120 112H118V114H119ZM171 112H172V111H171ZM181 112H182V111H181ZM187 112H189V111H187ZM207 112H208V111H207ZM216 112H217V110H216ZM230 112H231V110H229L227 113H230ZM114 113L112 112V114H110V115H112V116L115 115L116 117H118V116H117L118 114L116 115V114H114ZM126 113H127V114H126ZM152 113H153V112H152ZM157 113H158V112H157ZM162 113H163V112H162ZM162 113H161V115H162ZM174 113H175V112H174ZM183 113H184V112H183ZM195 113H196V112H195ZM209 113H210V112H209ZM218 113H222V112L219 110V111L217 112V114H216L217 116L219 115ZM237 113L240 114V111L237 112ZM242 113H241V114H242ZM258 113H259V112H258ZM122 114H123V112H121L120 115H122ZM154 114H156V113H154ZM158 114H159V113H158ZM178 114H179V112H178ZM188 114H189V113H188ZM205 114H206V112H205L204 114H202V116L205 115ZM207 114H208V113H207ZM210 114H211V113H210ZM212 114H213V111H212ZM230 114H231V113H230ZM249 114H250V113H249ZM120 115H119V116H120ZM124 115H123V116H124ZM151 115H152V114H151ZM161 115H159V116H161ZM163 115H165V114H163ZM169 115H170V114H169ZM169 115H168V116H169ZM172 115H173V114H171V116H172ZM191 115H192V114H191ZM245 115H246V114H245ZM157 116H158V115H157ZM166 116H167V115H166ZM166 116H165V117H166ZM171 116H170V117H171ZM192 116H193V115H192ZM194 116H195V115H194ZM200 116H201V115H200ZM211 116H212V115H211ZM223 116H225V115L223 114ZM223 116H222V119H223ZM262 116H263V115H262ZM262 116H261V117H262ZM104 117H105V116H104ZM155 117H156V116H155ZM190 117H191V116H190ZM204 117H205V116H203V118H204ZM206 117H210L209 114H208V116H206ZM218 117L221 119L220 116H218ZM236 117H237V115H236ZM238 117H239V115H238ZM261 117H260V118H261ZM120 118H121V117H119V119H120ZM148 118H149V117H148ZM157 118H158V117H157ZM161 118H162V117H161ZM193 118H194V117H193ZM213 118H214V116H213ZM213 118H212V119H213ZM102 119H103V120H106L107 118H106V119H105V118H102ZM102 119H101L102 123L106 122V121L103 122ZM117 119H118V118H116L115 120L117 121ZM154 119H155V118H154ZM164 119H165V118H164ZM166 119H167V118H166ZM190 119H191V118H190ZM200 119H201V117H200ZM209 119L211 120V118H209ZM209 119H208V120H209ZM222 119H221V121L217 120L219 124L217 123V121L213 120V121L216 122L215 126L217 125L216 132H217V129L219 130V127H220V123H221V122H222V123H226V122H227V124H225L224 126L228 125V123H229V122L226 120L227 118H224L223 121H222ZM234 119H235V118H234ZM236 119H238V118H236ZM236 119H235V120H236ZM245 119H246V118H245ZM261 119H263V118H261ZM120 120H121V119H120ZM134 120H135V121H134ZM147 120H148V119H147ZM162 120H163V119H162ZM181 120H182V118H181ZM183 120H184V118H183ZM187 120H188V119H187ZM206 120H207L206 118H205V120L202 119V121H205V122H206ZM208 120H207V123H208ZM210 120H209V124H208L209 126L214 124V123L212 124V121H210ZM224 120H226V122H225ZM232 120H233V119H232ZM235 120H234V121H235ZM249 120H250V119H249ZM251 120H253V119H251ZM99 121H100V120H99ZM118 121H119V120H118ZM118 121H117V123H119L120 126L122 125V126L127 127L126 125L121 124L122 121H120L121 123L118 122ZM130 121H131V120H130ZM165 121H166V120H165ZM169 121H170V120H169ZM173 121L175 122V120H173ZM177 121H178V120H177ZM184 121H185V120H184ZM190 121H192V120H190ZM197 121L199 122V119H198ZM230 121H231V120H230ZM240 121H241V120H240ZM242 121H243V120H242ZM245 121H246V120H245ZM254 121H255V120H254ZM113 122H114V121H113ZM161 122H162V121H161ZM171 122H172V121H171ZM174 122H173V124L176 123V122H175V123H174ZM182 122H183V121H182ZM188 122H189V121H188ZM210 122H211V124H210ZM237 122H238V120H237ZM98 123H99V122H98ZM100 123H101V122H100ZM132 123H131V124H132ZM137 123H136V125H137ZM148 123L150 124L149 121L147 122V124H148ZM153 123H154V122H153ZM162 123H163V122H162ZM186 123H187V121H186ZM207 123H206V124H207ZM222 123H221V124H222ZM234 123H235V122H234ZM234 123L232 122L231 125L234 124ZM252 123H253V122H252ZM112 124H113V123H112ZM147 124H146V125H147ZM149 124H148V125H149ZM179 124H180V123H179ZM197 124H198V123H197ZM206 124H205V125H206ZM235 124H236V123H235ZM242 124H243V123H242ZM146 125H145V126H146ZM150 125H151V124H150ZM157 125H158V124H157ZM176 125H177V124H176ZM176 125H174V126H176ZM193 125H194V123H193ZM199 125H200V123H199ZM201 125H202V123H201ZM203 125H204V122H203ZM205 125H204V126H205ZM244 125H246V124H244ZM244 125H243V126H244ZM104 126L107 127V128L109 129L112 125L109 127L108 125L105 124V125H103V127H104ZM140 126H141V125H140ZM140 126H139V127H140ZM145 126H144V128H145ZM151 126H152V125H151ZM154 126H156V125L154 124L153 127H154ZM162 126H163V125H162ZM172 126H173V125H172ZM180 126H181V125H180ZM213 126H214V125H213ZM218 126H219V127H218ZM243 126H242V127H243ZM153 127H152V128H153ZM156 127H157V126H156ZM156 127H155V128H156ZM168 127H169V126H168ZM191 127H192V126H191ZM194 127H195V125H194ZM229 127H230V126H229ZM257 127H258V126H257ZM107 128H106V129H107ZM121 128H122V127H121ZM123 128H124V127H123ZM132 128L134 129V127H132ZM132 128H131V129H132ZM141 128H142V127H141ZM146 128H147V127H146ZM150 128H151V127H150ZM155 128H154V129H155ZM157 128H158V127H157ZM159 128H160V126H159ZM174 128H175V127H174ZM174 128H172V129H174ZM185 128H186V127H185ZM188 128H189V127H188ZM188 128H186L187 132H188V130H189ZM213 128H214L213 130H215V127H213ZM222 128H223V124H222ZM227 128H228V127H225L224 129H227ZM119 129H120V128H119ZM119 129H118V130H119ZM127 129H128V128H127ZM131 129L128 130V131H131ZM133 129H132V131H133ZM176 129H177V127H176ZM178 129H179V127H178ZM178 129H177V131H179L178 134H181L183 131H185L184 129H183V131H181L180 129L178 130ZM198 129L200 130V127L197 128V130H198ZM201 129H205V128L203 127V128H201ZM206 129H208V128H206ZM224 129H223V130H224ZM230 129H231V128H230ZM237 129H239V128L237 127ZM256 129H257V128H256ZM256 129H255V130H256ZM259 129H260V128H259ZM261 129H262V128H261ZM109 130H110V129H109ZM112 130H115V133H118V132H119V131L116 132V131H117L116 129H112ZM120 130H121V129H120ZM122 130H123V129H122ZM122 130H121V131H122ZM124 130H126V129H124ZM139 130H140V129H139ZM143 130H144V129H143ZM151 130H152V129H151ZM165 130H168V129H165ZM170 130H171V129H170ZM195 130H196V129H195ZM195 130H194V131H195ZM211 130H212V126H211ZM220 130H221V129H220ZM223 130H222V132H224V131H225V132H228L227 130H224V131H223ZM233 130H234V129H233ZM235 130H236V129H235ZM241 130H243V129H241ZM248 130H249V129H248ZM105 131H107V130H105ZM134 131H135V129H134ZM148 131H149V132H152V131H150V130H148ZM173 131H174V133L176 132V134H177V131H175V129L172 130V132H173ZM180 131H181V132H180ZM191 131H192V130H190V133H191ZM194 131H192V132H193L192 134H193V136H194V134H195V136H196V133H197V132L195 133ZM201 131H204V130H201ZM201 131H200L199 135L197 134L198 136L201 135V133H202ZM205 131H207V130H205ZM231 131H232V130H231ZM237 131H238V130H237ZM256 131H258V130H256ZM103 132H104V131H103ZM107 132L109 133L110 131H107ZM125 132H126V131H125ZM139 132H140V131L135 132V133H138V135H139V134H140ZM143 132H144V131H143ZM164 132H165V131H164ZM164 132H162V133L164 134V135H163V138H159V139H160V142H161V140H165V138H166V140H170V141H171L170 144H167L169 141H168V142H164V144H167L168 146L170 145L169 148H171V147L174 148V144H177V145H175V147L179 146V144L181 145L182 143H183V144L185 143V145H186V144L188 145V143H186L187 140L185 141V138H187V137H189V139H188L189 142H190V141L192 142V141H195V140H198V139H199V138H197V137H198V136H197V137H194V138H196V139L194 140L193 138H191L192 136H189V135H191V134H189V133H188L189 135L186 134L187 132H186V133H182V134H184V135L186 134L187 137H186V136L183 137L182 135H173L174 133H172V132L170 133L169 130H168L169 134H172V135H170V136L167 134V133H168L167 131H166L167 133H164ZM212 132H213V131H212ZM212 132H209V133H212ZM214 132H215V131H214ZM214 132H213V133H214ZM225 132H224V133H225ZM258 132H259V131H258ZM104 133H105V132H104ZM111 133L113 134L112 131H111ZM111 133H109V134H111ZM128 133H129V132H128ZM209 133L206 132V135H209V136H210ZM238 133H239V132H238ZM241 133H243V132H241ZM100 134H102V133H100ZM141 134H142V133H141ZM166 134H167V136H169L168 138H167ZM229 134H231V133H229ZM233 134H234V133H233ZM236 134H237V133H236ZM254 134H255V133H254ZM98 135H99V134H98ZM106 135H107V133H106ZM123 135H124V134H123ZM157 135H158V134H157ZM161 135H162V134H161ZM203 135H205L204 132H203ZM234 135H235V134H234ZM239 135H240V134H239ZM242 135H243V134H242ZM252 135H253V134H252ZM261 135H263V134H261ZM118 136H119V133H118ZM131 136H132V134H131ZM135 136H137V134H135ZM164 136H166V137L164 138ZM213 136H214V135H213ZM224 136H225V135H224ZM250 136H251V135H250ZM259 136H260V135H259ZM121 137H123V136H121ZM124 137H125V136H124ZM137 137H138V136H137ZM158 137H159V136H158ZM203 137L206 139V137H208V136H206V137L203 136ZM203 137H201V139H203ZM220 137H221V136H220ZM227 137H228V136H227ZM230 137H231V136H230ZM241 137H242V136H241ZM109 138H110V137H109ZM114 138H115V137H114ZM114 138H113V139H114ZM128 138H129V135H128ZM130 138H131V137H130ZM138 138H139V137H138ZM183 138H184V142L181 141ZM190 138H191V140H190ZM214 138H215V137H214ZM225 138H226V137H225ZM233 138H234V137H233ZM237 138H238V137H237ZM257 138H258V137H257ZM257 138H256V139H257ZM120 139H121V138H120ZM133 139H134V138H133ZM152 139H153V138H152ZM159 139L157 138V139L154 140L153 142H156L157 140L159 141ZM228 139H229V137H228ZM121 140H122V139H121ZM130 140H132V138H131ZM148 140H149V139H148ZM150 140H151V139H150ZM203 140H204V139H203ZM218 140H219V139H218ZM222 140H224V139H222ZM233 140H234V139H233ZM250 140H251V139H250ZM254 140H255V139H254ZM258 140H259V139H258ZM27 141H28V140H27ZM103 141H106V142H107L106 138H105V140H103ZM113 141H114V140H113ZM117 141H118V140L114 141V144H115V145H114V144H113V145H114V146H117L116 144H118V147L115 148V149H116L115 151H113V149H112V151H111V153L114 152V154L109 153L111 149H109V152H108V153L111 154L112 157H114L113 155H115L116 158L119 157V156H121V157H119V158H123V159H124V156H126V154H127L128 152H130L132 145L130 144L129 141H127V142H129V143H124L123 145H120V144H119L120 142H121V144H122V141H118L119 143H118ZM123 141H124V140H123ZM138 141H139V140H138ZM145 141H146V140H145ZM226 141H228V140L226 139ZM229 141H230V140H229ZM251 141H252V140H251ZM101 142H102V141H101ZM106 142H105V143H106ZM108 142H110L109 139H108ZM115 142H117V143H115ZM133 142H134V140H133ZM172 142H174V143H173V146H171V143H172ZM175 142H177V143H175ZM178 142H182V143H178ZM217 142H218V141H217ZM223 142H224V141H223ZM232 142H233V141H232ZM247 142H249V140H248ZM83 143H84V142H83ZM103 143H104V142H103ZM138 143H141V144H142V142H140V141H139ZM138 143H137V144H138ZM145 143H147V142H145ZM149 143H150V142H149ZM151 143H152V140H151ZM193 143L195 144V142H193ZM201 143H202V140H201ZM201 143H200V144H201ZM252 143H253V142H252ZM132 144H133V143H132ZM141 144H140V146H142V145H143V146H148V145H147L148 143H147L146 145H144V141H143V144H142V145H141ZM155 144H158V143H154V145H155ZM159 144L161 145V143H159ZM162 144H163V143H162ZM191 144H192V143H191ZM194 144H193L192 147H194V146L197 147L198 143H197V145H196V144L194 145ZM212 144H213V143H212ZM216 144H217V143H216ZM222 144H223V143H222ZM226 144H227V143H225V145H226ZM247 144H248V143H247ZM247 144H246V146H247ZM81 145H82V144H81ZM119 145H120V146H119ZM160 145H159V146H160ZM227 145H228V144H227ZM229 145H230V144H229ZM231 145L234 146L233 144H231ZM238 145H239V144H238ZM244 145H245V144H244ZM249 145L251 146V144H249ZM254 145H255V144H254ZM258 145H259V144H257V146H256L257 148H258ZM114 146H113V147H114ZM137 146H138V145H137ZM140 146H139V148H140ZM151 146H152V145H151ZM159 146H158V147H159ZM162 146H165V145H162ZM162 146H161L160 148H162ZM181 146H182V145H181ZM183 146H184V145H183ZM183 146H182V147H183ZM188 146H189V145H188ZM135 147H136V146H135ZM152 147L154 148V146H152ZM155 147H156V145H155ZM182 147H180V148H182ZM201 147H202V145H201ZM225 147H226V146H225ZM228 147H229V146H228ZM252 147H253V145H252ZM137 148H138V147H137ZM146 148H147V147H146ZM153 148H152V149H153ZM169 148H168V150H169ZM178 148H179V147H178ZM183 148H185V147H183ZM187 148H188V147L186 146V150L191 151V148H190V147H189L190 150L187 149ZM218 148H219V146H218ZM218 148H217V149H218ZM223 148H224V146H223ZM232 148H234V147H232ZM239 148H240V147H239ZM247 148H248V147H247ZM249 148H250V147H249ZM249 148H248V149H249ZM257 148H256V149H257ZM78 149H79V148H78ZM84 149H85V148H84ZM133 149H134V151H137V149L135 150L134 147H133ZM148 149H149V148H147V151H148ZM154 149H155V148H154ZM154 149H153V151H155ZM162 149H164V148H162ZM162 149H161V150H162ZM166 149H167V147H166ZM237 149H238V148H237ZM250 149H251V148H250ZM75 150H77V149H75ZM141 150H142V149H141ZM178 150H179V149H178ZM202 150H203V149H202ZM202 150L200 149V151H199V150H198V151L201 153ZM219 150H220V148H219ZM222 150H223V149H222V147H221V151H222ZM225 150H226V149L224 148V151H225ZM227 150H228V149H227ZM230 150H232V149H230ZM234 150H235V149H234ZM241 150H242V149H241ZM138 151H139V150H138ZM151 151H152V150H150V152L148 151L149 154L151 153ZM162 151H163V150H162ZM162 151H159V152L156 151V153H157V152H158V153L161 152V154H162L161 156H163V154H165V152L162 153ZM170 151H171V150H170ZM183 151H185V150H183ZM193 151H194V150H192V153H194ZM196 151H197V148H196ZM198 151H197V152H198ZM209 151H210V152H213L214 150L212 151V150L210 149ZM216 151H217V150H216ZM216 151H215V153H213V154H216V153L218 152V151H217V152H216ZM221 151H220V152H221ZM238 151H240V150H238ZM238 151H236V154H240V153H237ZM246 151H247V149H246ZM262 151H263V150H262ZM76 152H77V151H76ZM78 152H79V151H78ZM89 152H90V151H89ZM96 152H97V151H96ZM145 152H146V151H145ZM197 152H195V153H197ZM199 152H198V153H199ZM202 152H203V151H202ZM204 152H206V151H204ZM230 152H232V151H230ZM242 152H243V151H242ZM242 152H241V153H242ZM72 153H74V151H73ZM93 153H94V152H93ZM101 153H102V152H101ZM131 153H132V155H134L133 152H131ZM131 153H130V154H131ZM146 153H147V152H146ZM153 153H154V152H153ZM158 153H157V156H158ZM167 153H168V152H167ZM192 153H190V154H192ZM195 153H194V154H195ZM200 153H199V155H201ZM206 153H207V152H206ZM218 153H219V152H218ZM221 153H222V152H221ZM221 153H220V154H221ZM232 153H234V152H232ZM232 153H231V154H232ZM249 153H250V152H249ZM67 154H68V153H67ZM79 154H80V153H79ZM81 154H82V153H81ZM94 154H98V155H99V153H94ZM140 154H141V153H140ZM140 154H139V155H140ZM143 154H145V153H143ZM147 154H148V153H147ZM208 154H209V153H208ZM213 154H210V155L213 156ZM220 154H219V155H220ZM224 154L227 155L228 158H231V157H232V156L229 157V155L226 154V153H224ZM229 154H230V153H229ZM231 154H230V155H231ZM234 154H235V153H234ZM234 154H232V155L234 156ZM263 154H264V153H263ZM98 155H97V157L95 156V158H98ZM128 155H129V154H128ZM128 155H127V156H128ZM132 155H131V157H132V160H133V156H132ZM137 155H138V154H137ZM151 155H152V153H151ZM151 155H150V156H151ZM153 155H154V154H153ZM153 155H152V158H157V157H153ZM159 155H160V154H159ZM196 155H197V154H196ZM240 155H241V154H240ZM240 155H239V156H240ZM242 155H243V154H242ZM70 156H71V155H70ZM88 156L90 157L89 154H88ZM88 156H86V157H88ZM99 156H101V155H99ZM104 156H105V155H104ZM104 156H103V157H104ZM146 156H147V157H150V156H148V155H146ZM155 156H156V155H155ZM166 156H167V155H166ZM168 156H169V155H168ZM190 156H191V155H190ZM204 156H205V155H204ZM207 156H208V155H207ZM235 156H236V155H235ZM91 157H92V155H91ZM91 157H90V159H91ZM131 157L129 156L130 160H131ZM137 157H139V156H137ZM140 157H141V156H140ZM142 157H143V159H148V158L144 157V155H143ZM158 157H159V156H158ZM199 157H200V156H199ZM199 157H198V158H199ZM202 157H203V154H202ZM69 158H70V157H69ZM105 158H106V157H105ZM108 158H109V157H108ZM114 158H115V157H114ZM114 158H113V159H114ZM125 158L128 159L127 157H125ZM159 158H160V157H159ZM162 158L165 159V156L162 157ZM166 158H167V157H166ZM211 158H212V157H211ZM211 158H210V159H211ZM225 158H226V157H225ZM234 158H235V157H234ZM234 158H232V159H234ZM239 158H240V157H239ZM261 158H262V157H261ZM85 159H86V158H85ZM100 159H101V157H100ZM113 159H111V160H113ZM126 159H124V160H126ZM150 159H151V158H150ZM181 159H182V158H181ZM203 159H204V158H203ZM217 159H218V158H217ZM255 159H256V158H255ZM93 160H94V159H93ZM95 160H96V159H95ZM95 160H94V161H95ZM120 160H122V159H120ZM134 160H135V159H134ZM134 160H133V161H134ZM148 160H149V159H148ZM158 160H159V159H158ZM160 160H161V158H160ZM162 160H163V159H162ZM200 160H201V159H200ZM200 160H198V161H200ZM241 160H242V159H241ZM260 160H261V159H260ZM81 161H82V159H81ZM88 161H89V160H88ZM97 161H98V160H97ZM99 161H100V160H99ZM116 161H117L116 163H119V164H120V162H118L119 159H116ZM128 161H129V159H128ZM137 161H138V160H137ZM137 161H136V163H137ZM142 161H143V160H142ZM142 161H141V162H142ZM144 161H145V160H144ZM176 161H177V160H176ZM178 161H179V160H178ZM234 161H235V160H234ZM242 161H243V160H242ZM252 161H253V160H252ZM252 161H251V162H252ZM254 161H255V160H254ZM256 161H257V160H256ZM261 161H262V160H261ZM83 162H84V161H83ZM90 162H92V161H90ZM113 162H114V164H115V159L113 160ZM121 162H123V161H121ZM129 162H131V161H129ZM141 162H140V164H142L141 166L144 167V164L141 163ZM146 162H147V161H146ZM158 162H160V161H158ZM179 162H181V160H180ZM202 162H203V161H202ZM239 162H240V161H239ZM243 162H244V161H243ZM249 162H250V161H249ZM259 162H260V161H259ZM85 163L88 164L87 161H86ZM95 163H96V161H95ZM102 163H103V162H102ZM111 163H112V161L109 162V165H108L109 167H110V164H111ZM125 163H126V162H125ZM185 163H186V162H185ZM189 163H190V162H189ZM195 163H196V162H195ZM209 163H210V162H209ZM213 163H214V162H213ZM91 164H92V163H91ZM106 164H107V163H106ZM132 164H133V163H132ZM134 164H135V163H134ZM140 164H139V165H140ZM147 164H148V163H147ZM154 164H155V162H154ZM158 164H159V163H158ZM161 164H162V163H161ZM199 164H200V163H199ZM199 164L197 165L198 167H199ZM201 164H202V163H201ZM102 165H103V164H102ZM111 165H112V164H111ZM121 165H122V163H121ZM121 165H120V166H121ZM130 165H131V164H130ZM130 165H129V168L132 167V165H131V166H130ZM155 165H156V164H155ZM184 165H185V164H184ZM241 165H243V164H241ZM254 165H255V164H254ZM254 165H253V166H254ZM84 166H85V165H84ZM96 166H97V165H96ZM112 166L114 167V168L111 167V168H113V170H112V169H109V170H112V172H113L114 169H115V167L118 166V165H116V166H115V165H112ZM120 166H118L117 168H119ZM122 166H123V165H122ZM125 166H126V165H125ZM134 166H135V165H134ZM145 166H146V165H145ZM194 166H195V165H194ZM87 167H88V166H87ZM87 167H86V168H87ZM100 167H101V166H100ZM109 167H108V168H109ZM123 167H124V166H123ZM137 167H138V166H137ZM150 167H151V166H150ZM186 167H187V166H186ZM198 167H197V168H198ZM215 167H216V166H215ZM237 167H238V166H237ZM90 168H91V167H90ZM93 168H94V167H93ZM95 168H96V167H95ZM97 168H98V167H97ZM108 168H107V169H108ZM117 168H116V169H117ZM121 168H122V167H120V170L117 169V171H118V170L121 171ZM126 168H127V167H126ZM135 168H136V167H135ZM155 168H156V167H155ZM159 168H160V167H159ZM222 168H223V167H222ZM248 168H249V167H248ZM88 169H89V168H88ZM116 169H115V170H116ZM122 169H123L122 171H124V172L126 173L127 170L124 169V168H122ZM133 169H134V168H133ZM133 169H131V171H132ZM136 169H137V168H136ZM136 169H135V170H136ZM147 169H148V168H147ZM147 169H146V170H147ZM150 169H151V168H150ZM157 169H158V168H157ZM171 169H172V168H171ZM184 169H185V167H184ZM184 169H183V171H184ZM187 169H188V168H187ZM216 169H217V167H216ZM216 169L214 168V170H216ZM92 170H93V169H92ZM125 170H126V171H125ZM140 170H141V168H140ZM140 170H139V171H140ZM143 170H144V169H143ZM146 170H145V171H146ZM161 170H162V168H161ZM196 170H197V169H196ZM202 170H203V169H202ZM208 170H209V169H207V171H208ZM217 170H218V169H217ZM232 170H233V169H232ZM232 170H231V171H232ZM237 170H238V169H237ZM248 170H249V169H248ZM10 171H11V170H10ZM106 171H107V170H106ZM117 171H115L114 173H111L112 175H111V177H109V179H110V178L112 179V176H114L113 174H115ZM131 171H130V172H131ZM147 171H148V170H147ZM149 171H150V170H149ZM207 171H206V172H207ZM227 171H229V170L227 169ZM103 172H105V171H103ZM103 172H102V173H103ZM108 172H109V171H107V173H108ZM124 172H121V174L123 175ZM151 172H152V171H151ZM151 172H150V174H152ZM156 172H157V171H156ZM187 172H189V171H187ZM190 172H191V171H190ZM192 172H193V168H192ZM194 172H195V171H194ZM257 172H258V171H257ZM97 173H98V171H97ZM99 173H100V170H99ZM102 173H101V174H102ZM105 173H106V172H105ZM107 173H106V174H107ZM119 173H120V172H119ZM119 173H118V174H119ZM125 173H124V175H125ZM134 173H135V172H134ZM139 173H140V172H139ZM142 173H143V172H142ZM142 173H140V176L143 175ZM145 173H146V172H145ZM148 173H149V172H148ZM148 173H147V174H148ZM196 173H197V172H196ZM227 173H228V172H227ZM232 173H233V172H232ZM244 173H245V172H244ZM250 173H251V172H250ZM82 174H83V173H82ZM118 174H117V175H118ZM135 174H137V173H135ZM150 174H149V175H150ZM184 174H185V173H184ZM246 174H247V173H246ZM102 175H103V174H102ZM127 175H128V173H127ZM127 175H125V176H127ZM145 175H146V174H145ZM188 175H189V174H188ZM234 175H235V174H234ZM108 176H109V175H107V177H108ZM125 176H124V177H125ZM129 176H130V174H129ZM134 176H135V175H134ZM143 176H144V175H143ZM143 176H142V177H143ZM150 176H151V175H150ZM150 176L147 175V177H149V178H150ZM158 176H159V175H158ZM166 176H167V175H166ZM176 176H177V175H176ZM104 177L106 178V180H108L106 176H104ZM104 177H103V178H104ZM138 177H139V176H138ZM142 177H141V179H142ZM144 177H145V176H144ZM147 177H146V179H148ZM83 178H84V177H83ZM97 178H99V176H98ZM119 178H120V177H119ZM119 178H118V176H117V179H116V175H115V178H113V181H115L114 179H116V182H117ZM122 178H123V176H121V179H122ZM126 178H127V179L129 178V179H130V177H128V176H127ZM126 178H125V180H122V181H120L121 179L119 180V181H120V185H123V183H121V182H124V183L127 182V184H128V182L131 181V179H130L129 181H126ZM132 178H133V177H132ZM135 178H136V180L138 181L139 178H138V179H137V177H135ZM151 178H154V177H151ZM151 178H150V179H151ZM162 178L165 180V177L162 176ZM196 178H197V177H196ZM240 178H241V177H240ZM243 178H244V177H243ZM248 178H250V180H251V176L248 177ZM254 178H255V177H254ZM99 179H100V178H99ZM141 179H140V180H141ZM155 179H156V178H155ZM160 179H161V178H160ZM167 179H168V177H167ZM167 179H166V181H167ZM180 179H183V178H180ZM205 179H206V178H205ZM136 180L133 181L134 184L137 186V187H136V186L133 187L135 191H136V189L140 186L141 182L144 181V180H142L141 182H138L139 184L137 185V183H135ZM140 180H139V181H140ZM151 180H152V179H151ZM164 180H163V181H164ZM173 180H174V179H173ZM189 180H190V179H189ZM191 180H192V179H191ZM253 180H254V179H252V181H253ZM81 181H82V180H81ZM99 181H100V180H99ZM103 181H104V180H103ZM103 181L100 182V183L98 182V180L96 181V184L98 183L99 185H98V186H95V187H98V188H99V193L102 192L101 194L104 195V196H106V199H107V200H108L107 195H108V196H109V195H110V196H112V195L114 196V195H115V196L118 197V195H119V193L121 192V189H122V188H121L120 191H119L118 189L115 188V187H116V185H115L114 188L116 189V191L118 190L119 193H117L118 195H116V194H115L116 192H112V193H114V194H112V193H111L112 190H111V188H110V187L112 186V184H111V182L109 183L110 180H108V181H106V182H105V181L103 182ZM113 181H112V183H113V184H116V182H113ZM149 181H150V180H149ZM157 181H158V180H157ZM166 181H165V182H166ZM186 181H187V180H186ZM239 181H240V180H239ZM245 181H246V180H245ZM245 181H244V182H245ZM255 181H256V179H255ZM146 182H147V180H146ZM146 182H143V183L145 184ZM249 182H250V181H249ZM94 183H95V182H94ZM143 183H142V184H143ZM150 183H151V181H150ZM150 183H149V184H150ZM152 183H153V182H152ZM176 183H177V182H176ZM208 183H209V182H208ZM250 183H251V182H250ZM117 184H118V182H117ZM129 184H130V183H129ZM157 184H158V182H157ZM159 184H160V183H159ZM178 184H179V183H178ZM183 184H184V183H183ZM214 184H215V183H214ZM236 184H237V183H236ZM253 184H254V183H253ZM83 185H84V184H83ZM94 185H95V184H94ZM125 185H126V184H125ZM153 185H154V184H153ZM155 185H156V184H155ZM193 185H194V184H193ZM201 185H202V184H201ZM204 185H205V184H204ZM212 185H213V184H212ZM242 185H243V184H242ZM261 185H262V184L260 183V186H261ZM129 186H130V185H129ZM157 186H158V185H156V187H157ZM171 186H172V185H171ZM180 186H181V185H180ZM231 186H232V185H231ZM237 186H238V185H237ZM240 186H241V184H240ZM246 186H247V185H246ZM248 186H249V184H248ZM260 186L257 188V192H260V193L263 194V193H264V190H262V187H260ZM120 187H121V186H120ZM131 187H132V186H131ZM135 187H136V189H135ZM143 187H144V186H143ZM173 187H174V186H173ZM176 187H177V186H176ZM178 187H179V186H178ZM181 187H182V186H181ZM214 187H215V185H214ZM242 187H243V186H242ZM244 187H245V186H244ZM59 188H60V187H59ZM66 188H67V187H66ZM76 188H77V187H76ZM80 188H81V187H80ZM84 188L86 189V186H85ZM84 188H83V189H84ZM98 188H97V190H98ZM112 188H113V187H112ZM125 188L127 189V188H129V187H128V186H127V187L125 186ZM139 188H140V187H139ZM139 188H138V189H139ZM141 188H142V186H141ZM144 188H145V187H144ZM146 188H147V186H146ZM74 189H75V188H74ZM138 189H137V190H138ZM156 189H157V188H156ZM158 189H159V188H158ZM174 189H175V188H174ZM220 189H221V188H220ZM227 189H228V188H227ZM229 189H230V188H229ZM232 189H233V188H232ZM246 189H247V187H246ZM65 190H67V189H65ZM77 190L80 191L81 189H77ZM110 190H111V191H110ZM113 190H114V189H113ZM127 190H128V189H127ZM130 190H131V189H130ZM143 190H144V189H142V192H143ZM146 190H148V189H146ZM153 190H154V189H153ZM176 190H177V189H176ZM197 190H198V189H197ZM197 190H196V191H197ZM225 190H226V189H224V191H225ZM62 191H63V190H62ZM125 191H126V190H125ZM138 191H140V190H138ZM138 191H136V192H138ZM149 191H150V190H149ZM149 191H148V192H149ZM154 191H155V190H154ZM154 191H153V192L151 191V193H154ZM170 191H171V190H170ZM181 191H182V190H181ZM196 191H195V192H196ZM240 191H241V190H240ZM245 191H246V190H245ZM77 192H78V191H77ZM130 192H132V191H129V193H130ZM192 192H193V191H192ZM202 192H203V191H202ZM222 192H223V190H222ZM222 192H221V193H222ZM231 192H232V191H231ZM80 193H82V192H80ZM91 193H92V192H91ZM97 193H98V191H97ZM97 193H96V194H97ZM123 193H125L124 190H123ZM133 193H134V191H133ZM133 193H132V197H133L134 195L136 196L137 193H136V194H135V193L133 194ZM140 193H141V192H140ZM145 193H146V192H145ZM151 193H150L149 196H151ZM155 193H156V192H155ZM225 193H226V192H225ZM225 193H224V194H225ZM245 193H246V192H245ZM252 193H253V192H252ZM255 193H256V192H255ZM73 194H74V193H73ZM75 194H77V193L75 192ZM138 194H139V193H138ZM172 194H173V193H172ZM172 194H171V195H172ZM262 194H261V195H262ZM98 195H99V194H98ZM125 195H127V192L125 193ZM144 195H145V194H144ZM144 195L142 194V196H144ZM146 195H147V194H146ZM152 195H153V194H152ZM192 195H193V194H192ZM226 195H227V194H226ZM245 195H246V194H245ZM99 196H100V195H99ZM104 196H103V197H104ZM113 196H112V197H113ZM119 196H120V195H119ZM122 196H124V195H122ZM130 196H131V194H130ZM130 196H129V194H128V195H127V198H126V196H125V199H124L123 197H121V198H123V200H126V199H127L126 201H129V200H128V197H130ZM137 196L140 197V195H137ZM164 196H165V195H164ZM173 196H174V195H173ZM214 196H215V195H214ZM216 196H217V195H216ZM263 196H264V195H263ZM101 197H102V196H101ZM101 197H100V199L102 200ZM145 197H146V196H145ZM176 197H177V196H176ZM193 197H194V196H193ZM200 197H201V196H200ZM212 197H213V196H212ZM224 197H225V196H224ZM246 197H247L248 200L250 201L251 198H250V196H249L248 193H247ZM259 197H260V195H259ZM91 198H92V197H91ZM91 198H89V200H90ZM94 198H95V197H94ZM96 198H97V196H96ZM109 198H110V197H109ZM118 198H119V197H118ZM121 198H120V200H121ZM134 198H135V197H134ZM136 198H137V197H136ZM148 198H149V197H148ZM154 198H156V197L154 196V197L152 198V200H153ZM157 198H158V197H157ZM157 198H156V199H157ZM169 198H171V196H170ZM213 198H214V197H213ZM230 198H231V196H230ZM233 198H234V197H233ZM244 198H245V197H244ZM244 198H243V199H244ZM252 198H253V196H252ZM261 198H262V197H261ZM97 199H99V198H97ZM97 199H96V200H97ZM100 199H99V200H100ZM129 199H131V197H130ZM140 199H141V198H140ZM143 199H145V198H143ZM146 199H147V198H146ZM156 199H155V200H156ZM223 199H224V198H223ZM245 199H246V198H245ZM256 199H257V198H256ZM263 199H264V198H263ZM94 200H95V199H94ZM94 200H91L92 203H93ZM99 200H97L96 203H97ZM101 200H100L101 205H99V204L97 203V204L99 205V206H98V207H99L98 211H97V210L95 211V212H98V215H99V214L102 215V214L106 213L107 211L110 212V210L108 209V207H109V203H108V207H106V206H107V205H106V204H107V201L105 200V197H104V200H103L104 203L101 202ZM116 200H118V199L116 198L115 201H116ZM123 200H122V201H123ZM141 200H142V199H141ZM159 200H161V198H160ZM168 200H169V199H168ZM172 200H173V198H172ZM172 200H171V201H172ZM213 200H215V199H213ZM219 200H220V199H218V201H219ZM221 200H222V199H221ZM251 200H252V199H251ZM91 201H90V203H91ZM105 201H106V204H105ZM131 201H132V200H131ZM135 201H136V200H135ZM137 201H140V200H137ZM137 201H136V202H137ZM144 201L146 202V200H144ZM148 201H149V200H148ZM148 201H147V202H148ZM150 201H151V198H150ZM204 201H205V199H204ZM204 201H202V202H204ZM263 201H264V200H263ZM65 202H66V201H65ZM94 202H95V201H94ZM108 202H109V200H108ZM123 202H125V201H123ZM132 202H134V200H133ZM155 202H156V201H155ZM157 202H158V200H157ZM165 202H166V201H165ZM215 202H216V201H215ZM243 202H244V201H243ZM253 202H254V201H253ZM86 203H87V202H86ZM92 203H91V204H92ZM102 203L105 204L106 206H105V207H104V205L102 206ZM113 203H114V202H113ZM115 203H116V202H115ZM115 203H114V204H115ZM117 203H118V202H117ZM121 203H122V202H121ZM134 203H135V202H134ZM138 203H139V202H138ZM150 203H153V201L150 202ZM170 203H171V202H170ZM207 203H208V202H207ZM211 203H212V202H211ZM244 203H245V202H244ZM247 203H248V202H247ZM261 203H262V202H261ZM261 203H260V204H261ZM83 204H85V202H84ZM87 204H88V203H87ZM87 204H86V205H87ZM119 204H120V203H119ZM119 204H118V205H119ZM122 204H123V203H122ZM122 204H120V206H122ZM124 204H125V203H124ZM124 204H123V205H124ZM129 204H132V203H129ZM129 204H127V205H128L129 208H130V205H129ZM144 204H146V206L144 207V209H143V208H142V209L144 210V211H143L144 217H146L147 215L145 216V214H146L145 211H146L147 203H144ZM148 204H149V203H148ZM153 204H154V203H153ZM153 204H151V205L149 204V206H152ZM155 204H156V203H155ZM167 204H168V203H167ZM167 204H166V205H167ZM192 204H193V203H192ZM192 204H191V205H192ZM202 204L204 205V203H202ZM240 204H241V203H240ZM249 204H250V203H249ZM93 205L95 206V204H93ZM93 205H92V206H93ZM116 205H117V204H116ZM127 205H126V206H127ZM133 205H134V204H133ZM137 205H138V204H137ZM140 205L143 206V201L141 202ZM157 205H158V203H157ZM161 205H162V204H161ZM163 205H164V204H163ZM251 205H252V203H251ZM257 205H258V204H257ZM262 205H263V204H262ZM83 206H84V207H83ZM88 206H89V205H88ZM96 206H97V205H96ZM100 206H101V207H100ZM114 206H115V205H114ZM114 206H113V207H114ZM126 206H125V208H124V206H123L122 208L126 209V208H127ZM135 206H136V204H135ZM199 206H200V205H199ZM206 206H207V205H206ZM209 206H210V205H209ZM249 206H250V205H249ZM253 206H254V205H253ZM77 207H78V206H77ZM79 207H81V206L79 205ZM98 207H97V208H98ZM110 207H112V206L110 205ZM131 207H132V206H131ZM157 207H158V206H157ZM161 207H162V206H161ZM192 207H193V206H192ZM203 207H204V206H203ZM246 207H247V206H246ZM250 207H252V206H250ZM257 207H258V206H257ZM262 207H263V206H262ZM83 208L85 209V205H82V207L79 208L80 210L77 209L79 214H78V213H73V215L75 214L76 217L78 216L77 219L75 218V220H77V222L80 221L81 219H83V218H80V217H81L80 215H82L81 211H83ZM86 208H87V209H85V211H86V213H87V210H88V209H91V207H90V208L86 207ZM114 208H115V207H114ZM116 208H117V210H111V211H117V213H116L117 216H118V215L121 216V214L123 213V211H125V212L128 211V210H127V211H126V210H121V211H122V213H121V211H119V209H120L121 207L119 208V206H116ZM118 208H119V209H118ZM122 208H121V209H122ZM129 208H128V209H129ZM139 208H140V207H139ZM147 208H148V207H147ZM155 208H156V207H155ZM163 208H164V206H163ZM252 208H253V207H252ZM254 208L256 209V207H254ZM130 209H131V208H130ZM140 209H141V208H140ZM140 209L138 210V212H140ZM193 209H194V208H193ZM199 209H200V208H199ZM213 209H214V208H213ZM236 209H237V208H236ZM238 209H239V208H238ZM242 209H244V208H242ZM245 209H246V208H245ZM249 209H250V208H249ZM249 209H246V210L243 211V212H248V213H246L248 217H250V213H251V210H249ZM258 209L260 210L261 208H257V210H258ZM94 210H95V209H92V212L95 214V216H97V217L99 218V216L97 215V213L94 212ZM132 210H133V209H132ZM159 210H160V209H159ZM159 210H158V211H159ZM207 210H208V209H207ZM210 210H211V209H210ZM216 210H217V209H216ZM216 210H215V211H216ZM262 210H263V209H262ZM85 211H84V212H85ZM88 211L91 213V210H88ZM135 211H136V210H135ZM141 211H142V210H141ZM147 211L149 212V210H147ZM152 211H153V208H152ZM160 211H161V210H160ZM162 211H163V210H162ZM237 211H238V210H237ZM249 211H250V213H249ZM255 211H256V210H255ZM76 212H77V211H76ZM153 212H155V211H153ZM156 212H157V211H156ZM163 212H164V211H163ZM178 212H179V211H178ZM210 212H211V211H210ZM210 212H209V213H210ZM241 212H242V211H241ZM256 212H257V211H256ZM260 212H261V211H260ZM80 213H81V214H80ZM90 213H88V214H90ZM110 213H111V212H110ZM110 213H109V216L111 215ZM112 213L114 214L115 212H112ZM141 213H142V212H141ZM161 213H162V212H161ZM174 213H175V210H174ZM258 213H259V212H258ZM263 213H264V212H263ZM76 214H78V215H76ZM83 214H85V213H83ZM88 214H86V215H88ZM91 214H92V213H91ZM91 214H90V215H91ZM113 214H112V215H113ZM116 214H114L113 216L115 217ZM126 214H127V213H126ZM128 214H131V213L129 212ZM133 214H134V212H133ZM133 214H132V215H133ZM135 214H136V213H135ZM147 214H150V212L147 213ZM157 214H158V213H157ZM177 214H178V213H177ZM177 214H176V215H177ZM214 214H215V213H214ZM241 214H242V213H241ZM253 214H254V213H253ZM73 215H72L71 217H69L70 221H71V218L73 219V218L75 217V216L73 217ZM86 215L84 216V218H88L87 221L90 220V221H89V225L87 224V223H88L87 221H84V220H86V219H83V221H81V222H85V224H87L88 227L86 226V228H87L86 230H88V229L90 228L89 226H91V225H90V222L94 219V216L91 215V216H93V219H92V218L89 219V216L87 217ZM139 215H140V213H139ZM152 215H153V214H151V215L149 216V219H151L150 217H151ZM158 215H160V214H158ZM234 215H235V214H234ZM234 215H233V216H234ZM102 216H103V215H102ZM104 216H105V218L107 217L106 214H104ZM109 216H108V217H109ZM120 216H118V218H119ZM130 216H131V215H130ZM142 216H143V215H142ZM154 216H155V215H154ZM154 216H153V217H154ZM156 216H157V215H156ZM162 216H163V215H162ZM235 216H236V215H235ZM251 216H252V214H251ZM255 216L257 217L258 215H255ZM262 216H264V214H263ZM108 217H107V218H108ZM122 217H123V216H122ZM153 217H152V218H153ZM157 217H158V216H157ZM157 217H154V218H157ZM159 217H160V216H159ZM159 217H158V218H159ZM221 217H222V216H221ZM227 217H228V216H227ZM236 217H237V216H236ZM67 218H68V217H67ZM95 218H96V217H95ZM98 218H96V219H98ZM110 218H112V217L110 216L109 219H110ZM115 218H117V217H115ZM120 218H121V217H120ZM127 218H129V217H127ZM127 218H126V219H127ZM130 218H132V219H128L127 221H124V220H123L122 225H121L120 227H122L123 229H126V231H128V232H129V230H130V232H131V231L134 232V230L137 231L138 229H140V231H141V228H140V227H143L142 224H141V226L138 227V228L136 227V225H139L140 223H143L144 221H142V222H140V223L137 221L138 223H136V221H135L136 219H134L133 216L130 217ZM136 218H137V217H136ZM164 218H165V217H164ZM164 218H163V220H164ZM238 218H239V217H238ZM238 218H236V219H238ZM258 218H259V217H258ZM260 218H261V217H260ZM69 219H68V220H69ZM91 219H92V220H91ZM100 219H101V218H100ZM121 219H122V218H121ZM121 219H118V220H121ZM137 219H139V218H137ZM140 219H141V217H140ZM145 219H146V218H145ZM246 219H247V218H246ZM261 219H262V218H261ZM263 219H264V218H263ZM101 220H102V219H101ZM115 220H116V219H115ZM231 220H234V217H233V219H231ZM238 220H239V219H238ZM254 220H255V219H254ZM95 221H96V220L94 219L93 222L95 223ZM102 221H103V220H102ZM109 221H110V220H109ZM111 221H114L113 218L111 219ZM139 221H140V220H139ZM147 221H149V220H147ZM153 221H156V220H153ZM234 221H235V220H234ZM241 221H242V220H241ZM256 221H257V220H256ZM71 222H72V221H71ZM71 222H70V223H71ZM93 222H92V224H94ZM98 222H99V219L97 220V224H96V226L98 225L97 227L99 228V223H100V222H99V223H98ZM115 222H116V221H115ZM119 222H120V221H119ZM145 222H146V221H145ZM145 222H144V223H145ZM158 222H159V221H158ZM216 222H217V221H216ZM239 222H240V221H239ZM262 222H263V220H262ZM73 223H74V222L71 223V226H73L74 229H75V224L73 225ZM75 223H76V222H75ZM144 223H143V224H144ZM149 223H150V222H149ZM151 223L153 224V222H151ZM155 223H156V222H155ZM160 223H161V221H160ZM171 223H172V222H171ZM228 223H229V222H228ZM258 223H259V222H258ZM260 223H261V221H260ZM260 223H259V224H260ZM52 224H54V223H52ZM67 224H68V223H67ZM78 224H80V223H76L77 226H78ZM83 224H84V223H83ZM83 224H82V225H83ZM101 224L103 225V222H102ZM118 224H119V223H118ZM173 224H174V223H173ZM214 224H215V223H214ZM54 225H55V224H54ZM82 225L80 224V226H82ZM102 225H100V226H102ZM105 225H106V224L104 223L103 227H105ZM115 225H116V224H115ZM154 225H155V224H154ZM157 225H158V223H157ZM160 225H161V224H160ZM167 225H168V224H167ZM216 225H217V224H216ZM260 225H261V224H260ZM262 225H263V224H262ZM262 225H261V226H262ZM55 226H56V225H55ZM68 226H69V225H68ZM83 226H84V225H83ZM83 226H82V227H83ZM92 226H95V225H92ZM92 226H91V227H92ZM146 226H147V225H146ZM146 226L144 225L143 228H144V230H145V228L147 229V234H148V230H150V229H148ZM155 226H156V225H155ZM155 226H151V227H155ZM227 226H228V225H227ZM232 226H233V225H232ZM235 226H236V225H235ZM261 226H260V227H261ZM113 227H114V226H113ZM120 227H118V228L120 229ZM156 227H158V226H156ZM164 227H165V226H164ZM164 227H163V228H164ZM217 227H218V226H217ZM239 227H240V226H239ZM70 228H71V227H70ZM70 228H69V230H70ZM76 228H77V227H76ZM78 228H79V226H78ZM84 228H85V226H84ZM84 228H82V229H84ZM92 228L95 229V227H92ZM105 228H106V227H105ZM108 228H109V229H107V230H110L111 227H108ZM114 228H115V227H114ZM116 228H117V227H116ZM135 228H137V229H135ZM158 228H159V227H158ZM230 228H231V227H230ZM244 228H245V225H244V227H243V230H244ZM261 228H262V227H261ZM263 228H264V227H263ZM99 229H100V228H99ZM99 229H98V230H99ZM101 229H103V228H101ZM112 229H113V228H112ZM153 229H154V228H153ZM165 229H166V228H165ZM177 229H179V228L177 227ZM226 229H227V228H226ZM232 229H233V227H232ZM235 229H236V228H235ZM235 229H234V230H235ZM239 229H240V228H239ZM257 229H258V228H256V230H257ZM72 230H73V228H72ZM72 230H71V231H68V229H67V230H66V232L68 231L67 234H70V232L73 233V231L76 232L77 229H76V230H73V231H72ZM79 230H80V228H79ZM96 230H97V228H96ZM107 230H106V232H107ZM114 230L116 231V229H114ZM144 230L142 229V232H143ZM151 230H152V229H151ZM154 230H155V229H154ZM160 230H161V229H160ZM240 230H241V229H240ZM81 231H82V232L84 231L85 234L88 232V231L86 232L85 230H81ZM81 231H78V230H77V232H81ZM119 231H121V233H122V232H125L124 230H123V231H122V230H119ZM165 231H166V230H165ZM235 231H236V230H235ZM235 231H233V233H234ZM237 231H238V230H237ZM263 231H264V230H263ZM75 232H74V234L71 235V238L73 237V235H75V238H76V234H75ZM77 232H76V233H77ZM89 232H90V230H89ZM91 232H92V231H91ZM95 232H96V231H95ZM101 232H102V231H101ZM101 232H100V233H101ZM133 232H132V234H130V235H133ZM149 232H150V231H149ZM152 232H153V231H152ZM167 232H168V231H167ZM231 232H232V231H231ZM53 233H54V232H53ZM108 233H109V231H108ZM108 233H106V234H108ZM137 233L139 234L140 232L137 231ZM154 233H155V232H154ZM245 233H246V232H245ZM245 233H244V234H245ZM252 233H253V232H252ZM67 234H64V235L68 237L69 235H67ZM85 234H83V235L85 236ZM87 234H88V233H87ZM87 234H86V235H87ZM91 234H93V233H91ZM101 234H103V233H101ZM106 234H105V235H106ZM112 234H113V232H112ZM116 234H117V236H118L119 239H122V240H123V238H120V237H119L118 233H116ZM125 234H126V233H125ZM156 234H157V233H156ZM156 234H155V235H156ZM158 234H159V233H158ZM158 234H157V235H158ZM210 234H211V233H210ZM225 234H226V233H225ZM238 234H239V233H238ZM256 234H257V233H256ZM49 235H50V234H49ZM79 235H81V233L78 234V236H79ZM83 235H82V236H83ZM89 235H90V234H89ZM89 235H87V236H89ZM98 235H99V234H98ZM113 235H115V234H113ZM113 235H112V237H113ZM122 235H124V234H121V237H122ZM149 235H150V234H149ZM152 235H153V234H152ZM159 235H160V234H159ZM213 235H214V234H213ZM215 235H216V234H215ZM233 235H234V234H233ZM248 235H249V233H248ZM257 235H258V234H257ZM90 236H92V235H90ZM94 236H97V235H93L92 238H93ZM134 236H136V235H134ZM138 236H139V235H138ZM144 236H145V234H144ZM153 236H154V235H153ZM217 236H218V235H217ZM219 236H220V235H219ZM234 236H235V235H234ZM67 237H65V239H64L63 237H62V238H63L64 240H68V238H70V237H68V238H67ZM85 237H86V236H85ZM102 237H103V236H101V239H102ZM114 237H116V236H114ZM123 237H124V236H123ZM127 237H128V234H127ZM139 237H140V236H139ZM145 237H146V236H145ZM150 237H151V236H150ZM161 237H162V235L160 236V238H161ZM177 237H178V236H177ZM221 237H223V236H221ZM237 237H238V236H237ZM242 237H243V236H242ZM258 237H259V236H257V238H258ZM66 238H67V239H66ZM75 238H73V239H75ZM87 238H90V237H87ZM97 238H98V237H97ZM97 238H96V239H97ZM99 238H100V235H99ZM105 238H107V235L105 236ZM110 238H111V237H110ZM142 238H143V237H142ZM173 238H174V237H173ZM227 238H228V237H227ZM233 238H234V237H233ZM245 238H246V237H245ZM259 238H260V237H259ZM60 239H61V237H60ZM83 239H84V238H83ZM85 239H86V238H85ZM113 239H115V238H113ZM113 239H112V240H113ZM125 239H126V238H125ZM134 239H136V238H134ZM209 239H210V237H209ZM213 239H214V238H213ZM220 239H221V238H220ZM240 239H241V238H240ZM70 240H71V239H70ZM91 240H92V239H91ZM93 240H94V239H93ZM98 240H99L98 242H100V243L102 244L106 239H105V240L103 239L104 241H100V239H98ZM107 240H108V238H107ZM107 240H106V241H107ZM122 240H121V241H122ZM144 240H145V239H144ZM147 240H148V238H147ZM147 240H146V241H147ZM149 240H151V239L149 238ZM155 240H156V239H155ZM171 240H172V239H171ZM235 240H236V239H235ZM235 240H233V241H235ZM59 241H60V240H59ZM68 241H69V240H68ZM71 241H73V240H71ZM71 241H70V242H71ZM108 241H110V239H109ZM108 241H107V242H108ZM121 241H120V243H121ZM129 241H130V240H129ZM142 241H143V239H142ZM142 241L140 240V238H139V239H136L135 242H133V240H132L131 243H132V242L135 243L134 248L129 247V244L127 243V241H126V243L122 242L123 244H121V245H117V244H119L118 241H117V244H114L112 241H111V242H112L113 244L110 243V242H108L106 248H105L104 251H103V253H102L101 255H100V253H99V254H98L99 257H98L97 259H95V260H91V261H89V262L86 263V264H142V260H141L142 257H140V255H137V254H138L137 252H142V247H141V246H142V245H141V242H142ZM153 241H154V240H153ZM215 241H216V240H215ZM257 241H258V240H257ZM60 242L63 243V241H60ZM76 242H77V241H76ZM95 242H97V241H95ZM98 242H97V245L99 244ZM148 242H149V241H148ZM156 242H157V241H156ZM156 242H155V244H156ZM170 242H171V241H170ZM170 242H169V243H170ZM58 243H59V242H58ZM83 243H84V242H83ZM133 243H132V244H133ZM144 243H145V242H144ZM151 243H152V242H151ZM159 243H160V242H159ZM218 243H219V242H218ZM63 244H64V243H63ZM89 244H91V243H89ZM95 244H96V243H95ZM95 244H94V245H95ZM101 244H100V245H101ZM147 244H149V243H147ZM147 244H146V245H147ZM226 244H227V243H226ZM72 245H73V243L71 242V246H72ZM104 245H105V244H104ZM133 245H134V244H133ZM146 245H145V247H146ZM149 245H150V244H149ZM157 245H158V244H157ZM185 245H186V244H185ZM57 246H58V244H57ZM57 246H56V248H57ZM59 246L61 247V246H63V245L60 244ZM64 246L68 247L69 245H68V243H66V245L64 244ZM64 246L61 247L60 249L63 250V248H65ZM71 246H69V247H71ZM82 246H83V245H82ZM85 246H86V245H84V247H85ZM92 246H93V243H92ZM95 246H96V245H95ZM95 246H94V248H95ZM101 246H102V245H101ZM130 246H131V245H130ZM143 246H144V245H143ZM147 246H148V245H147ZM151 246H152V248H153L154 244L151 245ZM169 246H171V245H169ZM172 246H173V245H172ZM196 246H197V245H196ZM255 246H256V245H255ZM257 246H258V245H257ZM88 247H89V246H88ZM88 247H87V250H88ZM102 247H103V246H102ZM145 247H144V248H145ZM180 247H181V246H180ZM235 247H236V246H235ZM242 247H243V245H242ZM58 248H59V247H58ZM71 248H72V247H71ZM79 248H81V247H79ZM96 248H97V247H96ZM146 248H148V247H146ZM146 248H145V252L149 253L148 251H146V250H147ZM186 248H187V246H186ZM205 248H206V247H205ZM262 248H263V247H262ZM40 249H41V248H40ZM42 249H43V248H42ZM60 249H59V250H60ZM66 249H67V248H66ZM66 249H65V250H66ZM85 249H86V248H85ZM90 249H91V245H90ZM97 249H98V248H97ZM97 249H96V251H99V250H100V248H99L98 250H97ZM171 249H172V248H171ZM218 249H219V248H218ZM221 249H222V248H221ZM221 249H220V250H221ZM243 249H244V248H243ZM250 249H251V248H250ZM253 249H254V247H253ZM253 249H252V250H253ZM259 249H260V248H258V250H259ZM102 250H103V248H102ZM102 250H101V251H102ZM151 250H152V249H151ZM169 250H170V249H169ZM207 250H208V249H207ZM215 250H216V249H215ZM244 250L246 251V248H245ZM248 250H249V249H248ZM260 250H262V249H260ZM56 251H57V250H56ZM63 251H64V250H63ZM63 251H62V252H63ZM67 251H68V250H67ZM73 251H74V249H73ZM77 251H79V250H77ZM81 251H82V250H81ZM84 251H86V250H84ZM92 251H93V250H92ZM92 251H91V252H92ZM202 251H203V250H202ZM222 251H223V250H222ZM250 251H251V250H250ZM250 251H249V252H250ZM255 251H256V250H255ZM37 252H38V251H37ZM39 252H40V251H39ZM49 252H50V251H49ZM59 252H60V251H59ZM143 252H144V251H143ZM145 252H144V253H145ZM150 252H151V251H150ZM172 252H173V251H172ZM177 252H178V250H177ZM215 252H217V251H215ZM258 252H261V251H258ZM57 253H58V252H57ZM72 253L74 254V252H70V255H71ZM85 253H86V252H85ZM144 253H143V255H144ZM174 253H175V252H174ZM208 253H210V252H208ZM208 253H207V254H208ZM218 253H219V252H218ZM218 253H217V254H218ZM226 253H227V252H226ZM240 253H241V252H240ZM35 254H37V253H35ZM51 254H52V253H51ZM63 254H64V253H63ZM68 254H69V253H68ZM68 254H66V256H64V261H65V257H67V256L69 257V256H70V255H68ZM75 254H76V253H75ZM139 254H141V253H139ZM214 254H215V253H214ZM217 254H216V255H217ZM233 254H234V253H233ZM241 254H244V253H241ZM248 254H250V253H248ZM38 255H39V253H38ZM43 255H44V254H43ZM47 255H48V253H47ZM47 255L45 254V257H46ZM49 255H50V254H49ZM49 255H48V256H49ZM56 255H57V254H56ZM76 255H79V254L77 253ZM76 255H75V256H76ZM98 255H96V256H98ZM146 255H147V254H146ZM150 255H151V254H150ZM210 255H211V254H210ZM230 255L232 256V254H230ZM234 255H235V254H234ZM252 255H253V254H252ZM254 255H257V254H254ZM71 256H73V255H71ZM81 256H82V255H81ZM81 256H80V258H81ZM85 256H86V255H85ZM90 256H91V254H90ZM211 256H212V255H211ZM237 256H238V254H237ZM242 256H243V255H242ZM258 256H259V255H258ZM260 256H261V255H260ZM49 257H50V256H49ZM49 257H47V258H49ZM60 257H61V256H60ZM68 257H67V259H68ZM92 257H95V256H92ZM144 257H145V256H144ZM173 257H174V256H173ZM173 257H172V258H173ZM190 257H191V256H190ZM206 257H207V256H206ZM213 257H214V256H213ZM246 257H248V256H246ZM256 257H257V256H256ZM261 257H262V256H261ZM32 258H33V257H32ZM35 258H36V257H35ZM41 258H42V259H41ZM43 258H44V257H40L39 259L43 260ZM73 258H74V257H73ZM86 258H87V257H86ZM89 258H90V257H89ZM147 258H148V256H147ZM151 258H153V257H151ZM50 259H51V258H50ZM69 259H70V257H69ZM71 259H72V257H71ZM91 259H92V258H91ZM149 259H150V258H149ZM174 259H175V258H174ZM234 259H235V258H234ZM247 259H248V258H247ZM263 259H264V258H263ZM45 260H46V259H45ZM45 260H43V263H44ZM52 260H54V259L52 258ZM60 260H61V258H60ZM81 260H82V259H81ZM87 260H88V259H87ZM87 260L84 259V262L87 261ZM143 260H144V259H143ZM154 260H155V259H154ZM227 260H228V258H227ZM245 260H246V259H245ZM252 260H253V259H252ZM260 260H261V259H260ZM30 261H31V260H30ZM39 261H40V260H39ZM67 261L69 262V260H67ZM70 261H71V260H70ZM144 261H145V260H144ZM148 261L150 262L151 260H148ZM167 261H168V260H167ZM174 261H175V260H174ZM176 261H177V260H176ZM229 261H230V260H229ZM258 261H259V260H258ZM51 262H52V261H51ZM53 262H56V261H53ZM57 262H58V261H57ZM62 262H63V260H62ZM65 262H66V261H65ZM68 262H67V263H68ZM76 262H77V261H76ZM80 262H81V261H80ZM146 262H147V261H146ZM151 262H153V260H152ZM182 262H183V261H182ZM199 262H201V261L199 260ZM202 262H204V261H202ZM244 262H245V261H244ZM252 262H253V261H252ZM254 262H255V261H254ZM254 262H253V263H254ZM263 262H264V261H263ZM30 263H31V262H30ZM33 263H34V262H33ZM33 263H32V264H33ZM36 263H37V262H36ZM39 263H40V262H39ZM59 263H61V261H60ZM59 263H57V264H59ZM63 263H64V262H63ZM63 263H62V264H63ZM71 263H72V262H71ZM74 263H75V262H74ZM74 263H73V264H74ZM78 263H79V262H78ZM242 263H243V262H242ZM250 263H251V261H250ZM41 264H42V262H41ZM47 264H49V263H47ZM50 264H52V263H50ZM79 264H80V263H79ZM81 264H82V263H81ZM165 264H166V263H165ZM175 264H177V263H175ZM188 264H189V263H188ZM192 264H194V263H192ZM199 264H200V263H199ZM202 264H203V263H202ZM251 264H252V263H251Z\"/></svg>","mask_w":264,"mask_h":264}]
</instances>
